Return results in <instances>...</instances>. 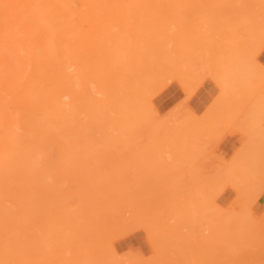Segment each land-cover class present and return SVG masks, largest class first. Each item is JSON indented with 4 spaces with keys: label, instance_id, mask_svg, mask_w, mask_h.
I'll use <instances>...</instances> for the list:
<instances>
[{
    "label": "bare ground",
    "instance_id": "6f19581e",
    "mask_svg": "<svg viewBox=\"0 0 264 264\" xmlns=\"http://www.w3.org/2000/svg\"><path fill=\"white\" fill-rule=\"evenodd\" d=\"M212 2H214V4H215V2H216V4H218V5L215 4V6H217V7H215V10L214 9L212 10V7L214 6V4H212ZM219 3L221 4V7L223 5H225V6H223L224 8L223 7L221 8L219 6ZM237 3H239L240 5H242V4L247 5L248 7L251 6L250 8H255V9L259 7V5H258L259 3L260 4L262 3L264 6V0H0V264H153V261L158 263L157 259H160V257H161V259L159 261L160 262L159 264H161V263L164 264L163 263L164 258L166 261L167 258L170 256V254H171L172 259L174 258L172 256H176L174 254L172 255V252H173V249L175 250L177 247L179 249L178 253L180 252V254H178L177 252L176 253L178 254V256H180V258H182V259H179V261H180L179 263H181L182 260L185 262L184 259L187 258V256L190 254L192 256L190 255L188 257L189 258L192 257V259H193V256L196 255L197 253L199 255L198 250L200 251L201 249H198L199 248L198 245L193 244V243H195V241H193V238L195 237V235L197 237L198 232L196 233V231H199V233L202 234L201 230L203 228H204L203 230L204 231L206 230L205 232H207V233H205V232L203 233L205 239L207 237L209 238V236H210L209 234H212L213 230L211 227L216 226L215 224H217L218 221L216 223L213 222V224H212L210 217H209L212 214V212L210 213L209 216L208 215L206 216L205 211H206V213H208V211L209 212L212 211L213 208H210V207L207 208L206 207V209H205V206H203L205 204L203 200L205 199V201H206L207 199L203 198V196H205V195H203V196H201L202 197L201 200L203 201L204 204L202 205V207H200V209L203 208L202 209L203 211L200 210L199 208H196V206H195L196 209L193 210L194 212L192 211V213H190L191 210L194 209V205L201 206L200 203H199L200 205L193 203V202H195V199L197 200V197H196L197 195L199 197L200 193H201V195L203 194V190L202 189H201L202 191L200 190L201 187L197 188V185H201V183L198 181L200 178H197V182L199 184L198 183H196L197 185L195 184L196 187L193 188V191L191 190L193 192V194H192L190 191V188L194 187L193 186L194 183H193V185H188L187 183H189V182L185 183V180L183 179V178H185V174L183 175L184 177L183 176H182V178H180L181 176L179 177L180 182H184L185 184L184 183L183 184L187 188H184L182 186L184 189L182 187L181 188L179 187L177 189L182 190L181 192H184V190L188 189L190 191L189 193H191L192 196L195 195V197L193 196V198L191 197V194L189 195V193H187V196H184L186 198H191L190 200H187L186 198H184L182 193H181L182 194L181 195L178 192L179 195H177L176 194L177 192L175 191L174 194L177 196H175L173 193H171L170 190L172 189L174 182H172V185H171L170 181H173V180L168 181V179L173 178L172 172L175 168H179L180 170L182 169V168H180L182 166H180V167H178V166L175 167V166L179 165V164L181 165V163H184L186 161V160L183 161L182 157H183V155H185L186 152H189L192 149L191 148L190 150H188L189 149L188 147H193V146L195 147L196 146L194 143L192 144V142L189 143L190 146H188L189 144L186 141L187 139L185 140L183 138H186V135H188L187 137L191 138V134H192L193 139L191 138L188 140L194 141V140H198V138H200L201 134L207 133V134H209V136H206V134H205L206 138H203L202 137L203 135H201V138H203V140H206V139L208 140L211 138L210 135H212L213 132H214V134L212 136L215 135V132L216 133L218 132V134H220V136H221V134H222L221 132L226 130V129L225 130H223V129L226 127L229 128L231 123L234 124L235 119L239 118L238 115H240V113L242 112V108L245 109L243 106L241 107V105L244 103V101L241 105L239 104V106H240L239 109L237 108L238 106H237V103H235V101L237 102V99H239L241 96H243L242 93L245 95L246 93H244V92H246V90H248L247 92H250V93H248V96L250 94V97H252L251 94L254 91H253L252 87H249L252 89L251 90V89L247 88L248 85L246 83L245 84L247 87L245 86V84L242 83V85H240L241 86L240 89H243L244 92H243V90H239V91H242V93L241 92H240V94L237 93L235 95L236 97L235 96L233 97L234 94H232V93H235L234 90L236 92H238V89H237V87L234 88V90L232 88V93H231L230 87H232L234 83H235L234 85H236V81L233 83V81L231 79L230 83L228 82L230 84V86H226V85H228V83L225 85V87L230 88L229 89V93L231 95V97H230V95L226 94L227 92H225V87H224V89H222V83H221L219 88L221 87L220 90L221 89L222 90H221L219 96L217 97V99H215L213 101V103H216V104L212 103L209 105H212V106H210V109H211V107H214V109L212 108V113H214V110L216 111V108H218L220 104H223V105H220V107L222 109L219 110V108H218V110L220 112H218L216 119H214V121L216 120L217 122L219 120H222V121H219V123H217L216 121L214 123H212L213 121L211 122V120L213 119V117H211V115H210L211 119H210V117H207V119L208 118L210 119V120L209 119L208 120L211 122V125H213L211 127V125H206V123H208L207 122L208 120L204 121L203 120L204 117L201 118V120L205 122V123L203 122V124H202L204 129H205V127L207 129L209 126L212 129V130H210V127H209L207 131L203 130V128H201V124H199V123H201V121L198 119L196 121H198V124H199L198 126H200V127L196 126V128H198L201 131H199L198 129H195V126H193V125H197V124H195V121H194L196 116L193 117L194 115L191 114V113H194L193 111L192 112L190 111V113L188 112L190 115H192V117H189L190 115L188 116V113L187 114L185 113V112H187V109H189L187 106H186L187 107L186 110L183 109V107L180 105H178V106H180V109L177 108L178 111L177 110L176 111L171 110L172 112H174L173 115L175 114V116L172 115V117L175 120L172 117H170L172 112L170 115H167L165 117L166 121H168L169 119H170L169 121L173 120V122L175 123L174 126H173L172 122L166 123L164 118H160V120L157 121L155 119V118H157V117H155V114H156L155 111H157V110H156V108L153 107L154 105L152 103H151L152 104L151 106L149 105V103H150L149 101H150L151 97L154 98V96H155L154 95L155 92H153L154 86L156 85L155 89L157 88V90L160 91L159 90L160 88H158V87H163L165 89V87H167L166 85L168 84V81H170L169 82L170 84L173 83V81L178 82L180 88H183V89H181L182 91L184 90L185 87H186V89L189 88L188 92H190V90L193 91L192 89L195 88V87L190 88L189 85H192V87H193L194 86L193 84H196L195 86H197V83L198 82L200 83L201 80H203L204 78L205 79L210 78L211 80L213 79L214 82L216 81V78H217L216 73H218V72L216 70V73H213V71L215 69L212 70L210 67V65L211 66L213 65V63H212L213 61L211 62L212 56L209 57L208 56L209 53L205 52L206 55H204L202 57L203 59L201 58L202 61L200 59L201 62L200 61L198 63L195 62V66H191V65H189V63L185 62L184 60L181 61V58H179V56L175 54L174 49H175V47H177V45L180 43V41H183V38L187 34V32L185 33V31L184 32L181 31L185 27H187L189 25V27H187V31L189 29L188 32H190L194 26L196 27L199 24L198 26L200 28L197 27L198 31L200 30L199 32H201L203 34V31H205V30L201 26L203 24H206V23H204L205 20H204V22H202V24H200L199 22H196L197 21L196 19L199 18V20H200L202 17H204V19H207L206 18L207 13L210 16L209 13H211L212 11L214 12V14H213V16L215 17L214 19H217L218 16L219 17L221 16L220 18L222 19L223 14L225 12L223 13V11H220V10L217 11V10L218 9L225 10V8H226L227 10H225V11H228V10H230L229 8H231V7L237 8L239 6H237V5L233 6L232 5V4H237ZM193 5H199L198 8L201 11L203 9H205L202 12L203 16L200 13L201 11L198 12L200 14V15H198V13L196 12L197 9L195 8V11L192 13L193 19L195 18V16H197V17L199 16V17L195 18L194 19L195 21L194 20L192 21V17L190 14L189 17H191V18L189 19V17H188L187 21H186L187 26L185 25L186 22H184V24H183V25H185L184 27L182 25H179V23L182 24L181 22H179L178 25H179V27L181 26L179 28L178 25H176L177 24L176 20H178V19L175 18V15L180 14L181 11H184L183 10L184 6H193ZM201 5L205 8H203V9L200 8ZM210 5H212V6L210 7ZM228 5L229 6L231 5V7H228ZM244 5H242L244 9L241 6L240 10L241 9L245 10V12L242 14L244 16H245V14H247V16H245V17L247 18V20L249 19L248 22L253 18V16H255V15L258 16L257 14L253 13V11H250L251 12L250 13L249 12L250 8H249V10H247L248 7L247 6L245 7ZM253 5H254V7H253ZM256 5H258V6H256ZM263 6H260L259 9H256L258 11L257 13L258 14L260 13V16H262L261 15V13L263 12L262 9L264 10ZM207 7L211 8V9L209 8V10L211 12L206 11V9H208ZM233 8H231V9H233ZM255 9H253V10H255ZM237 10H239V9L237 8L234 11L237 12ZM204 11L206 12V14L204 13ZM230 11H229V13L227 12L226 15L229 16V15H232V13H234V11H232V12H230ZM239 11H238L239 16L236 15L237 18H241L240 17L241 13H239ZM260 11H262V12H260ZM194 13H196L197 15H195ZM251 14H253V15H251ZM250 15L252 16V18ZM173 16H174V18H172ZM200 16H202V17L200 18ZM211 17H212V15L208 18H211ZM236 17L235 16L232 17V18H235L236 20L235 19L232 20L231 17L229 18L230 20H232V24L230 23L231 21H228L229 19H227L228 17H226V16L224 17L225 19H227L226 22H224L225 20H222V21L224 23H227V24L229 22L230 25L234 24L235 26H233V27L236 28L237 20L240 21ZM220 18H219V20H221ZM172 19H176L175 20L176 23ZM188 19L190 20V22L192 21L191 24H189L190 22L188 23ZM262 19L260 18V22L263 21L260 24L256 23V22H259L258 21L259 19L255 22V24H253V22H250L248 24L245 21L248 24V26L246 28L247 29L246 32L252 33L251 38L258 39L260 37H263L262 39L264 40V19L263 20ZM167 20H168V23H170L171 25L174 24L176 26H174V28H173V26L171 27V25H169L167 22L165 23V21H167ZM202 20H203V18L200 21H202ZM210 20H212V19H210ZM219 20L217 19L215 21V23L218 22L216 25L215 23H211V21H208V19H207L208 24H211L210 25L211 29H209L210 27L206 25L208 27V28L207 27L205 28L206 32L210 36L212 29H213L214 34H211L210 38H209V36L208 37L206 36L207 33H205L203 35H205L210 40H213L214 39L213 36H216L217 33H219L218 30H221L220 29V27L222 28L221 24H224L222 21L219 22ZM213 21L214 20H212V22ZM195 22L198 24H196ZM245 22H242V24ZM219 23H220V26L218 25ZM212 24H214L215 26ZM212 26H214V28L215 27L216 28L214 29V28H212ZM195 27H194V29H197ZM217 27H219V28H217ZM178 28H179V31L177 30ZM202 29H203V31H202ZM208 29L211 30L210 34H209ZM184 30H186V29H184ZM230 30H232V29H230ZM242 30H244V28L240 29L241 33H242ZM176 31L178 34L176 33ZM238 31H239V29H238ZM247 33H245V35L249 36L250 33L249 34H247ZM180 34L181 35L183 34L182 38L180 37L181 36ZM178 35H180V36H178ZM174 36L176 38L177 37H180V38L176 39ZM246 36H243L242 39L244 38L243 40H245V38H247ZM168 37H170V39ZM145 38H146V40H144ZM168 39H169V42H168ZM171 40H172L173 44L172 43L170 44V46H171V48H170L169 43ZM177 41H179V43ZM242 42H244V41H242ZM262 42H264V41H262ZM174 43H176V44H174ZM249 43H251V42L249 41ZM256 43H257V41H256ZM256 43H254V44H256ZM186 44H189V43H186V41H185V44L182 45L183 47L180 50H178L179 53L181 51H184L185 48L188 47V45H186ZM239 44L242 45L243 43L239 42ZM173 45H174V47L172 48ZM209 45H210V43H209ZM209 45H207V47ZM251 45L254 47L253 44H251ZM260 45H262V44H260ZM260 45L258 47H261ZM193 47H191V45H190V49ZM187 49H189V47ZM190 49L185 50V54H187L188 51H190ZM195 50L196 49L194 48L192 50V52H194ZM256 50L259 51V49H256ZM256 50L254 52L258 53V51H256ZM160 51H161V53H160ZM233 52H234V50H233ZM242 52H240V53H242ZM170 54H172L171 56L173 57V59H172V57H170ZM173 54H174V56H173ZM182 54L184 55V53L181 52V55ZM254 55H255V53H254ZM176 56H177V59H176ZM207 56L210 59H208ZM243 56H245V54ZM246 56H247V53H246ZM149 57H151V58L149 59ZM188 57L186 59L189 62H191V64L194 63V61L190 60ZM213 58H216V57L214 56ZM171 60H175V61L177 60L176 61L177 64L172 66L173 62H174V61H172V65H170ZM217 60H218V58H217ZM217 60H216V62L214 61L216 63V64L214 63V65H217ZM252 60H254V59L252 58ZM252 60L250 61V63L252 62L251 66L254 63V61H252ZM140 61L142 62V65H140V63H141ZM180 61H181V63H180ZM218 61H220V60H218ZM144 62H145V64H144ZM167 62H170V63H167ZM207 62H208V64H207ZM232 62H234V61H232ZM200 63H202V64L206 63L207 65L206 64L205 65L204 64L199 65ZM208 65H209V67H208ZM249 65H248V69L251 68ZM258 66H261V65L260 64L258 65V63H257V67ZM137 67L138 68L140 67V69H138ZM206 67H208V69ZM261 67H260V71H261V73L264 74V72H263L264 69ZM215 68H217V67H215ZM219 68H218V70H219ZM229 68H230V66H229ZM146 69L148 71L147 72L148 76L146 75V72H144V75H146V76H144L143 72H142L143 70L146 71ZM220 69H222V68H220ZM134 70H135V73H134L135 75H136V72L138 71L137 75H136L137 77H135L133 75V78H132L131 74L134 72ZM239 71H237L236 74L238 73V75H240L241 72L239 73ZM229 72H231V71H229ZM140 74L143 76L140 77L141 76ZM213 74H215V75H213ZM243 75L244 74L241 75L242 78H243ZM128 76H130V77H128ZM241 76H240V78H238V80H240L239 82H241V80H242ZM249 76H250V74H249ZM145 77H146V79H145ZM235 77H236V75H235ZM253 77H255V76H253ZM127 78L130 81H132V79L136 78L134 81L138 80V81H136L137 83L142 80L141 81L142 84L136 83V85H135L134 84L135 82H133V81H132V84H130L131 82H129L127 80ZM163 78H165V79H163ZM217 79H218L217 82H219V80H220L219 76ZM147 80H148L149 85H147V83H146ZM163 80H167V82L165 81V83H167V84H164ZM186 81H188V82L186 83ZM126 82H129V83L127 84ZM217 82H215V83L217 84ZM220 82H221V80H220ZM231 82H232V85H231ZM151 83L153 84L152 86H151ZM219 83L217 85H219ZM130 85H133V86H130ZM198 85L200 86V84H198ZM243 85L246 87V90L244 89L245 87H243ZM124 86L126 87L127 90L123 89V88H125ZM136 86H138L139 88ZM201 86H202V83H201ZM253 86L255 87L256 85L254 84ZM134 87H136V88H134ZM144 87H145V89H143ZM150 87H152V88H150ZM257 87L260 89L261 86H257ZM128 88H130V90ZM135 89H136V91H134ZM263 89H261V90H263ZM249 90H251V91H249ZM146 91H150V92H146ZM158 91H156V94ZM195 91H196V89H195ZM223 91L225 93H222ZM141 92L143 94V97H141L142 96ZM184 92L187 93L186 90ZM138 93H140V94H138ZM260 93L261 92H259V94L257 95L255 100H257L258 96L259 97L261 96ZM135 94H138V95H135ZM193 94H191V95L193 96ZM221 94L225 98L222 97L223 98L222 99L220 97ZM129 95H130V97H129ZM151 95H154V96H151ZM254 95H256V90L253 93V97H255ZM138 96H140L141 98ZM186 96H188V95H186ZM226 96H228L229 98L233 97V99H232L233 101L228 102ZM263 96H264V94H263ZM245 97H247V95ZM136 98H138L139 100L141 99L140 100L141 102H139V100L136 101ZM234 98L236 99L235 101H234ZM242 98L243 97H241V99ZM144 99H146V100H144ZM225 99L227 100L226 104H224V101H226ZM260 99H261V97L258 98L257 103L255 102V100H253L254 105H252L253 104L252 103L249 106V109L250 108L252 109L251 106L254 107L256 105L255 111H253V109H252L253 112L251 111L252 114L250 113V111L248 112V113H250V115H252V117L254 115L253 114L254 112H256L258 115H260L264 111V108H263V111L261 113H258L259 110L262 109V106L264 105V98H262L263 100L261 99V101H263V103H262L263 105L262 104L258 105V103L261 102V101H259ZM133 101H135L136 103ZM220 101H221V103H219ZM248 101L250 102L251 99ZM217 102H218V105H217ZM230 102H232V103L234 102V103L232 104ZM185 103H184V105H185ZM229 103H230V105L232 104V106L234 105L233 106L234 108L231 107L229 105ZM135 104H137L138 108H137V106H134ZM140 104H141V106H139ZM244 105H246V104H244ZM247 105H248V103H247ZM90 106L92 109L90 108ZM260 106H261V108H259ZM149 107H152L154 110L153 112H155V113L151 114L152 111L149 109ZM223 108H225V109L223 110ZM230 108H233V109H230ZM210 109H209V111L211 113ZM227 109H229L230 112L233 111L234 109L235 110L233 112H231V114L228 113L229 114V115L227 114L228 117L225 115H224L225 117H223V115H222L223 112L221 113V111H224L223 114H225ZM257 109H258V111H257ZM229 110H228V112H229ZM142 111L145 113H142ZM148 111L149 112L151 111V112L148 114ZM236 111H238V114ZM139 113H141L140 116H138ZM205 113H206L205 116L206 115L208 116V114H210V113H208V110ZM216 113H214L212 115L216 116ZM233 113H234V115H233ZM256 113L254 116L256 118L253 117V119L255 121H256L257 116H258V115H256ZM181 115H183V116H181ZM219 115H221L220 119L218 118ZM230 115H232V116H230ZM235 115H237V116H235ZM261 115H260V118L258 116L259 121L264 120V115H263V118L261 117ZM149 116H151V117L149 118ZM153 116L155 117L154 119L156 121L154 122V124H156V125H154L152 123L154 120ZM156 116H160V115L156 114ZM132 117L135 119V121H133ZM137 117L141 118V119H139V121L144 126H141L142 124H138L139 121H138ZM162 117H164V116H162ZM180 117L181 118L185 117L186 119L185 118H184L185 120L178 119ZM229 117H232L233 119H231ZM252 117L250 119L247 118L250 120L249 127H251V128H252V126H250V125L254 122V120H252V123H251ZM130 118L132 121L130 120ZM176 118L179 121L178 127L180 129L177 128L178 124H177ZM192 118L194 120H192ZM144 119H146V121L147 120L149 121V119H151L152 122H149V123L147 122V123L151 124L153 128L155 126V127H159L160 129L162 128V130L167 128V127L169 128L170 126H166L169 123H170L169 125L172 124L170 127L171 128L170 131L172 132L173 128H174V130H176L175 128H177L178 130L175 131V134H173L175 137L172 136L171 133L168 136L174 137L175 139L179 138L178 137L179 135L176 136V134H178V133L181 134V132L183 131L182 126L185 125L184 127H186L187 125L190 124L189 121H187L189 124H186L187 119L190 120L191 122L194 121V122H192V124L194 123L192 125L194 127V131H193L192 127L188 130L189 126H187V133L186 134L184 133V132H186V130H185L186 128H184L183 134L181 136V138L183 137L182 141H180V138L176 139V140H179L180 143H183V144H185V142H183L185 140L187 142L186 143L187 145H184V149H185V147L188 148L187 150L185 149L186 151H184L182 148H180L179 151L174 150V151H176V153H180V150L182 149L183 150L182 153H184V154H182V153L179 154V156L180 157L182 156V157L180 158L179 161L177 160L178 163H176V165L174 163V167H173L171 164H173L172 162L174 161V159L172 160V162H170L171 160L169 161L167 158L165 159L166 161L170 162L169 163V162L165 161L167 164L169 163V165L174 168L173 170H172V167H170L169 165L168 166L170 168L168 166L164 165L165 162L162 163V165H161V161H160L161 158L158 159L159 156L157 157V155L161 154V151H157L156 148H158V150L161 149L164 152V150L167 149L165 147L168 146L167 144H165V142L167 141L166 143L169 144L171 141L174 143L176 140L174 139L175 141H173L172 140L173 138L169 139V137L167 136L168 138H165L162 140L163 141L162 146H160V144H161L160 143L157 145L158 147H156V144L154 143L155 139H152V138L150 140H152L153 142L150 141L149 139H146V138L142 142L141 139H139L138 134H141V132H143V130H145L144 128H146L148 130L151 129L150 128L151 125H148ZM240 119H242V118H239V123H237V124L238 125L241 124L242 132L246 131V133H248L247 129L249 131V127L247 128V126H246L245 127L246 129H243V124H242L243 123L242 120H247L246 116L244 119H242V120H240ZM163 120H164V122H163ZM130 121L133 125L130 123ZM160 121H162L163 123ZM184 121L186 123H184ZM144 122L146 123V126H145ZM159 122L161 123L162 126L160 125ZM181 122H183V123H181ZM223 122L225 123L224 125H223ZM261 122L263 123L264 121H261ZM165 123H166V125H165ZM248 123H249V121H248ZM256 123H257V121L255 122V124ZM180 124H181V127H180ZM204 124H205V126H204ZM217 124H219V125H217ZM237 124H234V125H237ZM258 124H259V122H258ZM147 125H148V127L149 126L150 127L148 128ZM234 125H233V128L235 127ZM253 125H254V123H253ZM163 126H165V127L163 128ZM132 127H133V129H132ZM231 127H232V125H231ZM137 128H138V130L140 128H142L143 130L140 129L141 131L139 132L137 130ZM237 128L239 129L240 126H238ZM237 128H235V129L237 130ZM251 128H250V130H251ZM118 129L123 130L122 132H124V133H122L121 130L118 131ZM154 129L156 130V128H154ZM169 129H167V130L169 131ZM191 129H192V131H191ZM214 129H216V130H214ZM114 130H115L114 134L117 133L119 136L121 133L122 136H120V137L114 136L113 135ZM148 130H147V132H148ZM197 130L199 131V134H198ZM202 130L206 131V132H203ZM241 130H238V131L241 132ZM160 131L159 132L157 131L155 133L156 136H158V137L160 136L159 135ZM165 131H166V129H165ZM168 131L164 132V130H163V132H164L163 135L166 136L165 133H169ZM188 131L190 132V134L188 133ZM208 132H211V133H208ZM109 133H111V134H109ZM162 133H161V135H162ZM172 133H174V132H172ZM193 133H195L196 135ZM155 134H153V135H155ZM218 134H216V135L219 138L220 136ZM244 134H245V132H244ZM197 135H199V137ZM246 135H248V134H246ZM158 137H156V138H158ZM194 137H196V139H194ZM208 137H210V138H208ZM159 138H161V137H159ZM246 139H248V138H246ZM146 140H148V141H146ZM164 140H166V141L164 142ZM201 140H200V143H201L200 146L201 147H199V144H200L199 143L198 146L195 147L197 149L193 148L195 152H196V150L200 149V152L198 151L199 153L198 152H196L197 154L195 153V156L197 155L196 158L198 157V154L201 155L200 153L203 152V151H201V149H203L204 147H205L204 149H207L209 146L206 148V145H210V144H206V141H201ZM211 140L212 139H210V141ZM139 141H140V143H139ZM158 141L155 140L156 143ZM214 141L218 142L219 140L218 139L214 140V138H213V140L211 141V145H212V142L214 144ZM120 142H124L125 145L127 144L128 148H127V146L121 145L122 147H124V149H126L125 151H127V149H130V147L133 148L132 152H131V149L129 150L131 152V154H129V156L131 155V157H129V159L124 158V157L127 158V156H128L127 152H129V151H127V152L121 151L124 149L120 145L119 146L122 149L120 147L119 148L117 147L118 143H120ZM141 142H142V144L144 143L145 145H147L146 142H149V144H148L149 146L148 145L147 146L150 147L151 150L153 147L155 148V150L153 149V151H150V152L155 153V155L153 154L154 156L151 158L147 155L148 160L143 157V155H146L144 151L148 152V150H147L148 148L145 150H142L144 153L143 154L141 149H144V148H140L143 146H139V144H141ZM151 142L154 143L155 145L150 144ZM160 142H161V139H160ZM194 142H197V141H194ZM202 142H204L206 144V145H204V147L202 146ZM209 142H207V143H209ZM246 142H247L246 146L247 145L249 146L251 144L250 140H248V141L246 140ZM248 142H250V144H248ZM261 142H263V141L261 140ZM261 142L259 144H261ZM129 143H131L132 145ZM176 143H179V142L176 141L174 145H178V146L181 145L180 143L179 144H176ZM171 144L172 143H170L169 147L171 146ZM191 145H193V146H191ZM151 146H153V147H151ZM257 146H259V148H260L261 145H257ZM257 146H256V148H257ZM171 147H173V146H171ZM181 147H183V145ZM145 148H146V146H145ZM211 148H212V146H211ZM244 148H246L245 150H243L244 152L246 150L248 152L250 151V148H249V150H248V147H243V149ZM251 149H252V147H251ZM168 150H169V148H168ZM168 150H167V152L165 150V152L168 153L169 155L171 153L173 154L174 151L172 149H170L171 153ZM212 150L213 149H211V151ZM191 151L193 152V150H191ZM209 151L207 150V152H209ZM243 151L241 149L240 153H242ZM119 152H121L123 154H121ZM158 152H159V154H158ZM165 152L163 154H166ZM252 152H256V151H252ZM259 152H261V151L259 150ZM124 153L127 154V156H123V155H125ZM204 153H206V150H205V152H203V155H204ZM237 153L238 152H236V154ZM120 154L122 155V158H124L125 160H128V161L125 162V160L120 157L121 156ZM192 154H188V155L186 154L187 156H189V158L183 157L184 159H188V161H190L191 166L194 165L195 161H196L195 160L196 158H194L195 156L194 157L190 156ZM208 154H205L204 157H207L206 155H208ZM242 154H240V155L242 156ZM251 154L255 155V153H251ZM171 155H170V157H172ZM174 155H173V157H174ZM240 155H238V156L240 159H242V157H240ZM212 156L213 155H211V157ZM234 156H236V155H234ZM234 156H233V158H234ZM247 156L249 157V153L244 155L245 161H247L246 163L248 164V162L250 163V161H248L249 158ZM201 157H203V156H200L197 159V162L200 165H202L200 162H202L204 160V157H203V160H200ZM254 157H256V156H254ZM142 158L146 159L149 163L151 162L152 165L149 164L147 161H144V159H143V161L147 163V164L145 163L147 165L146 166L141 161ZM164 158L165 157H162V159H164ZM190 158H194V159L190 160ZM236 158L238 159V157H235L234 159H236ZM170 159H172V158H170ZM122 160H124V161H122ZM156 160L158 162H155ZM181 160H182V162H181ZM192 160H195V161L191 162ZM199 160H200V162H199ZM217 160H219V159H217ZM220 160L222 161V159H220ZM252 160L254 162V159L251 157V162H252ZM262 160H260V161L263 162ZM240 161L241 160H239V162ZM245 161L242 160V162H245ZM123 162H125V163H123ZM139 162L142 165H145V168L146 167L147 168L144 169L143 166ZM222 162H224V161H222ZM222 162H220V163H222ZM153 163H155L154 166H153ZM198 163H196V165H199ZM233 163H235V161ZM256 163L257 162H254V166L258 164V163L257 164ZM184 164H182V165L184 167H186L187 162ZM251 164H249V166ZM148 165L153 166L154 168L148 167ZM239 165H234L235 168H234V166L232 168L229 167L231 170L230 173L233 172L232 169L233 170L237 169L236 166L241 167ZM252 165H251V168H252ZM120 166L121 167L124 166V167L121 168ZM165 166H166V169H165ZM191 166H188V167H191ZM207 167H210V166H207ZM141 168H143L145 170V172L143 171V173H142ZM150 168H152V169H150ZM163 168H164V171H166L167 168H169L171 170V173L169 171L164 172ZM192 168H193V170H190V172L191 171L193 172L195 169L197 170L196 171L197 173L202 172V171H199L200 168H195L194 166H192ZM229 168L227 166L226 169L229 170ZM246 168L248 169L247 171H250V167H245L243 169V166H242L243 170H245ZM207 169L209 170L212 168H207ZM239 169H241V168H239ZM260 169H261V167H260ZM158 170H159V172H158ZM225 170L220 169L219 172L215 171L216 174H214L215 172H212L211 174H214L213 176L217 175L216 176L217 180H219V179L222 180L223 175H226L229 177V175H227L228 173L225 174V172H226ZM228 170H227V172H228ZM255 170L256 169L254 168V171ZM162 171L164 172L163 174H162ZM174 171H177V170H174ZM221 171H223V172L225 171L224 174ZM234 171H237V170H234ZM251 171H253V170H251ZM254 171L252 172V174L254 173ZM160 172H161V174H160ZM190 172L188 174H190ZM196 172L194 171L193 175ZM237 172H239V171H237ZM219 173H222L221 178H218V177H220V176H218ZM259 173H260V171H259ZM174 174H176V173H174ZM211 174H209L210 178L212 177V179H213V176ZM234 174H237V173L235 172ZM247 174L248 173L245 172V176ZM163 176H164V178H163ZM170 176H172V177L169 178ZM191 176H192V174H191ZM247 176H249L250 179L252 177L251 174L247 175ZM160 177L163 178L164 180L161 179ZM166 177L168 178L166 180L169 183L165 181ZM195 177L193 176V179ZM203 177H205V175ZM228 177H225V178H227L226 180H229ZM156 178H157L158 184H157ZM205 178L204 179L201 178L203 181L205 180L204 181L205 183H203V181L200 180L202 182V186L204 184H206V186L208 185L207 180L209 181V183L211 182L210 185H212V183H214L215 185L217 183H219V181H215L216 180L215 178L213 179L214 181L213 180L211 181L210 178L209 179L207 177H205ZM159 179L164 181L163 182L164 185L161 184L162 182H159V181H161ZM231 179L233 180V178H231ZM235 179H237V181ZM235 179H234L235 182L233 181L234 184L239 182L241 184V186L238 184V186H239L238 189L240 187L242 188L243 182L241 183V181H240L242 178L238 179V176H237ZM143 180L145 182H147L148 180L149 181L151 180V186L153 185L151 190H149V188H150L149 182L145 183ZM176 180H178V179H176V176H175L174 181H176ZM194 180L196 181V179H194ZM248 180H249V178H248ZM253 180H254V178L252 177L251 181H253ZM255 180H257V178ZM255 180L252 182V184H254V185L253 186L251 185L252 188L250 190L253 193L256 192V189H257V191L263 192L264 189L258 190V189L262 188V185L257 183V182H259L258 180H257V182ZM141 181L144 182L145 184L144 185L141 184L142 183ZM230 181L231 180H229V182ZM153 182H154V184H153ZM250 182H249V184H251ZM260 182L263 183L262 180ZM139 183L144 187L143 189L141 188L142 186ZM223 183H224L223 185L225 186L226 183L225 182H223ZM255 183H257L256 188L254 187ZM160 184L162 186H159ZM167 184H168V186L169 185L171 186V189H169V187H167ZM220 184H222V182ZM220 184H217V185H219V188L214 186V188H216V191L218 190L217 192H220V190H221L220 187L223 186ZM245 185H247V184H245ZM163 186H164V188H163ZM174 186L178 187L177 183ZM188 186H189V188H188ZM206 186L204 187V189H206ZM224 186L222 188H224ZM243 186H244V184H243ZM166 187H167V189H166ZM248 187L246 186L247 189H248ZM144 189L147 191L146 195H145L146 191ZM161 189H163L164 191L169 190L170 195L167 194V191L164 193L161 192ZM173 189H174V187H173ZM194 189H196V190L194 191ZM197 189H199V192ZM247 189H245V190H247ZM253 189H255V192ZM206 190H208V189H206ZM210 190L211 189L208 190L209 192L204 191L205 193H208V195L205 197H210L211 194L214 195L216 193V192L213 193L215 191V189H213V192H212V190L211 191ZM241 190H239V191H241ZM150 191H151V193L149 194ZM173 191L174 190H172V192ZM140 192H142V194ZM196 193H198V194H196ZM241 193H244V195H246L245 193H247V192L242 191ZM258 193L260 194V192H258ZM152 194H153L152 197H154V195H155L154 199H150L151 197L148 196V195H152ZM166 194L168 197L166 196ZM218 194H220V193H218ZM141 195L145 196V197L143 198ZM172 195H173V197H172ZM184 195H185V193H184ZM163 196L165 197V199ZM238 196H240V195H238ZM161 197H163V198H161ZM217 197H219V196H217ZM258 197H259V195H258ZM258 197H257V199H258ZM140 198H143V199L141 200ZM167 198L169 200H167ZM174 198H176V199H174ZM200 198L197 201H200ZM149 199H150L151 203H152L151 200H155L154 201L155 203L150 205V206H152L155 204L153 209L151 208L153 210V212L154 211L156 212L157 207L159 208L160 206L162 208H159L158 211H160L161 209H163L162 211H166L167 208L171 209V206L169 205L170 199H172L173 201L179 200V202L176 201L178 203H180V201L183 202L186 200L187 202L185 201V205H184V203H183V205H182V203H180V205H182L183 207L185 206L184 208L180 205H179L180 207H178V205L175 202V204L177 205V208L175 207L171 211L176 210L177 213H175V212L171 213V211L169 210L171 214L169 213V211H168V214L171 215L172 221L176 220L175 222L179 221L178 223H180L181 220H184V217L182 214H185V213H181V212H184L185 210H188V211L190 210L189 215L191 217L192 216L194 217V215H192V214H196L195 213V211H196L197 214L195 215V218H193V219H191V217H189L188 215L185 216L186 217L185 219L188 218V220H189V221L184 220L185 223L186 222H190V223L184 224V227H183L185 229V227L188 226L189 224H190V226H192L193 224H191V223H194L196 221V223H194V225L192 226V227H195L194 230L196 229V231L192 230L191 229L192 227L190 228L191 230L188 227V229H185L186 231L184 229H183L184 230L183 231V230H181V228H182L181 224H179L180 226L177 224L178 225L177 226L176 223H175V225H174V223H172V224H173V226H177V227H175V228L172 227L171 226V220L169 219L170 215H168V214H165V216L168 215L167 218L169 219V221H167L168 219L166 220V217H161L160 219L158 217L156 218V216H155L156 219L152 217L154 219V223H155V221L158 222L159 226H160V223L162 222L161 223L162 227L161 226L159 227L158 223H155V224L152 223L151 222L152 220L149 218L153 215V212L152 213L147 212L150 208V206L148 205L150 203L147 204V201L149 202ZM157 199H158L159 203L157 202ZM159 199H162V200L160 201ZM192 199H193V201H191ZM246 199H247V197H246ZM144 200L146 201L145 205L147 204L149 207L144 206L142 204V203H144ZM250 200H252V197L248 201H250ZM190 201H191V204H190ZM210 201H211V199H210ZM253 201H254V199H253ZM255 201H256V199H255ZM163 202H164V205H163ZM246 203H247V201H246ZM139 204L146 208L147 216L152 214L150 217L148 216L149 217L148 219L150 222L146 221L148 219L145 220L146 214L145 213L142 214V212H144L145 209L143 210V207L139 206ZM175 204L173 203V205H175ZM186 204H187V206H186ZM165 205L166 206L168 205L169 207L168 206L165 207ZM171 205H172V203H171ZM212 206L216 207L214 202H213ZM246 206H245V208H246ZM191 207H192V209H191ZM243 207H242V209H243ZM140 208L143 210L142 212H141ZM154 208H156V209L154 210ZM177 209L179 211H177ZM182 210H184V211H182ZM214 210H216V209L214 208ZM231 210H233V209L230 208V211ZM243 210H245V209H243ZM246 210L248 211L249 209H246ZM246 210H245V212L247 213ZM151 211H149V212H151ZM219 211H216V213ZM228 211L229 210L223 211V213H225V212L228 213ZM139 212L141 213L140 215H139ZM160 212H158V213L156 212L155 214H161L162 212L161 213ZM187 212H186V214H187ZM198 212H200V214L202 213L201 216H203L202 218L199 217L200 219H198V215H199ZM231 212H234V210ZM241 212L239 211V214ZM248 212H250V211H248ZM246 213H245V215H247ZM231 214H232V216H230V214H229V217L227 216L228 218L226 217L227 219H224V221L222 219L224 214L223 215L219 214V216L220 215L222 216L220 218V219H222V220H220V222L221 221L225 222L227 220H231L233 218V216L235 217L236 215H238L235 213H234V215H233V213H231ZM163 215L164 214L162 213L160 216H163ZM181 215H182L181 219L177 218V216L180 217ZM139 216L144 217V219L142 217H141L142 219L139 218ZM204 216H206V217H204ZM241 216H242V214H241ZM211 217H212V215H211ZM217 217H218V215H217ZM245 217H249V216L247 215ZM163 218L167 222L164 221ZM177 219H178V221H177ZM197 219L199 221H197ZM203 219H205V220L201 221ZM245 219L246 218L241 219V222L243 223L242 220H245ZM252 219H254V218H252ZM45 220L48 222L47 224L45 223ZM217 220H219V219H217ZM163 221L166 224L169 222L168 225L170 224L169 225L170 228H168V231L170 230V232L172 234L170 232H164L165 229H167V225ZM205 221L207 223H205ZM208 221H210L211 227L205 226V225H209ZM213 221H216V220L213 219ZM231 221H228L227 223H230ZM250 221H252V220H250ZM200 222L203 223L202 226L200 225V227H203V228L199 229V224H202ZM241 222H239V223H241ZM246 222H248V221H246ZM253 222L251 224H253ZM227 223L224 224L223 226L227 225ZM233 223H234V220H233ZM254 223H256V222H254ZM44 224L46 226H43ZM148 224H150V226L151 225L154 226L155 228H156V226H158L159 230L157 228H156L157 229L156 230L154 227L152 229V227H150ZM257 224H260V223L258 222V223L253 224V225H257ZM163 225H164V227H163ZM195 225H198V226H195ZM253 225H250V226L246 225L247 229H246V226H244V227L242 226V227L244 229L248 230L249 231L248 234L251 235L252 233H250V229H252V227L255 228V226H253ZM129 226H131V228L133 230L141 229L142 231H144V233L146 234V236L148 238L149 243L154 247V250L156 248H157V250L161 249V251L158 252L159 254L157 256L155 255L157 257L156 260H154L152 256L149 257L151 259L148 258L149 260L145 259L143 257V254L139 250H136V251L132 250L131 252L127 251L126 254L118 255L117 252L115 251L114 247L112 246V242H111V245L109 244L110 246L105 245V247L106 248L110 247L109 249H111L113 257H115V258L113 260H109L110 259L109 257H108L109 258L108 260L105 259L106 257L103 258L104 255L102 256L101 254L105 253L104 249H106V248L104 247V249H103L104 252L101 251L102 253H100L99 251L102 250L103 246L100 249L98 247V243L96 244L97 240L99 242L102 241V240H99L101 238V235L103 234L105 236L104 233L106 232V233H108L106 235L107 236L109 235V237H110V235L112 234V231H114L115 235L118 234L117 236H119V235L124 236V235H127L126 231L128 230ZM219 226H221L220 223H219ZM223 226H221V227H223ZM44 227H47V228H44ZM178 227H180V230L183 231V232H181L182 234L178 233V232H180V230H176V229H178ZM205 227H207V228H205ZM208 227H210L209 230H208ZM229 227L226 228V226H225L224 228H226V230H227V229H229ZM249 227H250V229H248ZM257 227H260V226L258 225ZM171 228H172V230H171ZM173 228H174L175 233H173L174 232ZM260 228H259V231L261 233V230L263 228H261V230H260ZM45 229H47V230H45ZM132 229L129 228L128 233L130 232V230L132 231ZM220 229H218V230H220ZM253 229L251 231H253ZM123 230H125L126 234L123 233L124 232ZM154 230L157 232L156 234H158L160 231V233L157 236H160V238L162 237L160 239L161 241L159 240L160 244H161V245L160 244L159 245L162 248H160V246L158 245L157 239L159 237L155 236V232L153 233ZM188 230H190V232H187ZM240 230H241V228H240ZM121 231H122V233L119 234L118 232H121ZM193 231L195 233L192 234ZM245 231H242V232L244 233ZM109 232H111V234H109ZM176 232L180 235H178ZM215 232H216V230H215ZM217 232H219V231H217ZM257 232L255 234H253V236H255V235L257 236L260 234L259 232H258L259 234H257ZM165 233L167 234L168 239H170L169 241H168V239L164 238V236L166 237ZM187 233H188V236L186 235ZM223 233L224 232H222L220 234H223ZM225 233L228 234L227 236H231V235H229V233H227V232H225ZM246 233H247V231H246ZM163 234H165V235H163ZM170 234L173 237H171ZM175 234H177V236H175ZM183 234H184V237H179V236H183ZM201 234H198L199 237L202 236ZM205 234L207 236H205ZM115 235L112 236L113 238H111V239L109 237L108 238L111 241L115 240L117 238V236H115ZM189 235H191V237H189ZM122 236H119L118 238H120ZM213 236H212V238L216 237V235L214 237ZM224 236H226V235H224ZM241 236H242V238L244 237L243 234ZM256 236L253 237V239L256 238ZM259 236L261 237L262 235H259ZM98 237H99V239H98ZM173 238H174V240L177 239L176 241H178V242L181 238H182V241L180 240L181 242H183V239H184V243H187L188 245L187 244L184 245V243H182L181 245H184L187 247L183 248V246L182 247L180 246V248H179V245L176 244L175 241H173ZM190 238H191V240H190ZM202 238L203 237H201L200 239H202ZM245 238L248 239L247 236L244 237V239ZM103 239H104V237H103ZM105 239L103 241L106 242L107 239L106 240ZM196 239H197V241H200V240H198L199 238H196ZM236 239H237V235H236ZM236 239H235V241H236ZM244 239H242L243 242H244ZM221 240H222V238H221ZM225 240H227V238ZM229 240H228V242H229ZM242 240L237 239V241L241 242V244H240L241 247H242ZM257 241H258V239H257ZM162 242H165V244ZM190 242H192L193 249L195 248L194 250H189V248L192 247ZM204 242H206V240L203 241V243ZM228 242L226 244H228ZM171 243H173V244L171 245ZM203 243H202V245H203ZM212 243L213 242H211L210 244H212ZM220 243H221V241H220ZM229 243H230V244H228L229 246L233 245L231 242H229ZM252 243L254 244L256 242H252ZM258 243H260V242H258ZM100 244L102 245V243H99V245ZM105 244H107V243H105ZM223 244L225 245V242H223ZM223 244L221 246H224ZM162 245L164 246V248ZM205 245L206 244H204V246ZM258 245L257 244L254 245L253 249L254 248L256 249V247ZM175 246H177V247H175ZM194 246H196L197 248ZM245 246L243 245V247L242 248L240 247V249L242 250V249H246V247H248V246H246V247ZM200 247H201V245H200ZM225 247L228 248L227 245ZM233 247H235V245L232 247L230 246V248H232V249L229 248L228 249L229 251L227 250L226 252H231L232 250H234L235 248H233ZM258 247H261V245H259ZM165 248H166V250H165ZM201 248L203 251H205L203 249V247H201ZM183 249H185L186 251L188 250L187 256H185V254H186L185 250L182 251V253H181L180 250H183ZM219 249H220V246H219ZM237 249H239V247ZM237 249H235V250H237ZM248 249H250V245H249ZM253 249H251V250H253ZM257 249L259 251L258 250H256V252L253 251L255 253V255L253 257H252V254H254V253H252L250 251L252 253L251 254L249 252L248 256H251L250 258H253V259H251L252 261L257 259V258L260 259L261 257L264 256L263 255L264 253L262 254V252H261L264 250V247L263 248L261 247V249H263V250H260V248H257ZM167 250L169 252V256H167L168 252H167V255L164 256L163 254H165V252ZM195 250L197 251V253H195L196 252ZM202 250H201V252H202ZM212 250L215 251L216 248H215V250L214 249H212ZM191 251H193L194 254L191 253ZM161 252H162V254H161ZM201 252H200V254H201ZM207 252H208V250H207ZM233 252L236 253V251H233ZM258 252H259V254H258ZM210 253H208V254H210ZM181 254H183L185 256V258L181 257L182 256ZM260 254L263 256H261ZM202 255H201L202 259L199 258L197 255L196 256H197V258L204 260ZM204 255H206V254H204ZM219 255L220 254H218V256ZM230 255H232V254H230ZM237 255H239V254H237ZM178 256H176L177 259L179 258ZM245 256H244V258L248 257L247 254H245ZM113 257H111V258H113ZM239 257L241 258V256H239ZM194 258H196V257L194 256ZM209 258L212 259V255H210ZM237 258H238V256H237ZM250 258L249 257L247 258V260H246L247 263L249 262L248 260H250ZM168 259H170V258H168ZM172 259L167 261V263H169ZM242 259H243V257H242ZM242 259H240V260H242ZM187 260H186L185 264L188 263ZM198 260H196V261H198ZM220 260L222 261V264H225L223 262H226V261H224L222 259H220ZM225 260H226V258H225ZM257 260H255V261H257ZM261 260L263 261L264 259L261 258ZM175 261L177 262L178 260H175ZM175 261H173V262H175ZM188 261L191 264L190 259ZM205 261L206 260H204L203 262H205ZM209 261H210V259H208V262ZM215 261L217 262L218 259ZM215 261H213V260L210 261L211 262L210 264H212V262H215ZM237 261L239 262V260H237ZM255 261L252 264H255ZM262 261H260V263L264 264V262L262 263ZM173 262L170 264L176 263V262L175 263H173ZM243 262H244V260H243ZM243 262H241V263H243ZM193 263L194 262H192V264ZM199 263H200V260H199ZM199 263L195 262L194 264H199ZM230 263H231V261H230ZM241 263L239 262V264H241ZM249 263H251V262H249ZM200 264H204V263L201 262ZM228 264H229V262H228ZM236 264H238V263H236Z\"/></svg>",
    "mask_w": 264,
    "mask_h": 264
},
{
    "label": "rangeland",
    "instance_id": "374dc122",
    "mask_svg": "<svg viewBox=\"0 0 264 264\" xmlns=\"http://www.w3.org/2000/svg\"><path fill=\"white\" fill-rule=\"evenodd\" d=\"M212 4H214V2H212ZM215 4H216V2H215ZM215 4H214V6H213L214 8L212 7V10H213V9L215 10V7H217V6H215ZM216 5H218V4H216ZM232 5H233V6H234V5L239 6V7H237V8L240 10V7H241L242 5H244V4L240 5L239 3H237V4H232ZM258 5H259V7H260V6H263L262 3H261V4L259 3ZM258 5H256V6H258ZM201 6H202V5H201ZM201 6H200V8H202V9L205 8V7H203V6L201 7ZM206 6H207V5H206ZM211 6H212V5H210V7H211ZM219 6L221 7V4H220V3H219ZM223 6H225V5H223ZM223 6H222V7H223ZM244 6L246 7L247 5H244ZM198 7H199V5L184 6V8H183L184 11H181L180 14H176V15H175V18L178 19V20H176V19H172V20H174V21L176 20V21H177V24H176V25H178V23L181 22L182 24L179 23V25H182V26L184 27V26L187 24L186 21H187V18L190 16V14H191V17H192V21H193L195 18H198V17H199V16H198V17L195 16V18L193 19V16H192V15H193L192 13L195 11V8L197 9V11H196L197 13H198L199 11H201V10H199ZM210 7H207L208 9H206V11H210V10H209ZM222 7H221V8H222ZM228 7H231V5H230V6L228 5ZM247 7H248V6H247ZM250 7H251V6H250ZM250 7H248L247 10H249ZM253 7H254V5H253ZM259 7L256 8V9H259ZM218 8H219V7H218ZM223 8H224V7H223ZM231 8H233V7H231ZM231 8H229L231 11H230V10L225 11V10H227L226 8H225V10H221V9H218V10H217V11H219V10H220V11H223V13L225 12V13L223 14L222 19L220 18L221 16H220V17L218 16L219 14L217 15L221 20H219V18L216 16L217 19L219 20V22H221L222 20H225L224 22H226V20L229 19L230 17H231V18L234 17V16L236 17V15H238V11H239V10H237V12H236V11H234L235 9H237L236 7L233 8V9H231ZM242 8H243V6H242ZM263 8H264V6H263ZM210 9H211V8H210ZM216 9H217V8H216ZM243 9H244V8H243ZM243 9H241V10L239 11V13H241V15H240L241 18H237V17H236L237 19L240 20V21L237 20V26H236V28L233 27V26H235L234 24H233V25H230L229 22H228V24H227V23H224V22L222 21L224 24H221V25H222V28L220 27L221 30H218L219 33L216 32L217 35L215 34L216 36H213V37H214L213 40H210V39H209L210 36H211V34H214V33H213V29H212V32H211V30H209V29H211V27H210L211 24H208V21H211V23H215V21H216L217 19H214L215 17L213 16V14H214L213 11H212V12L210 11L211 13H209L210 16L212 15L213 18H212V17H211V18H208V17H210V16H209L208 13H207V17H206V16H205V17L208 19V21H207V19H204V17H202V16H203V15H202V12H203V10H205V9H203V10L200 12L201 15H202V16H200V18L202 17L203 20L200 21L202 18H201L200 20H199V18H198V19H196V20H197L196 22H199L200 24H202V22H204V20H205L204 23H206V24H203L202 26H201V25H200V26H201L202 28H204V30H205V31H203V29H202L203 34L207 33L205 28H206L207 26L210 27V28L208 29V30H209V34H210V32H211L210 36L208 35V33L206 34V36H207V37L209 36V38H207L205 35H203L201 32H199L200 30L198 31V28H200V27L198 26V25H199L198 23L195 22V23L198 24V25H197L196 27L194 26L195 28H197V27H198V28H197V29H194V27H193V29H191L190 32H188L189 29H188V31H187V27H189V25H188V26L186 25L187 27L184 28V29H186V30H184V29L182 28L183 30H181V31H182V32L185 31V33L187 32V34H186L185 37L183 38V41H180V43H179V41H177L179 44L176 42L178 45H177V47H175L174 50H175V54L178 55L179 58H181V61L184 60L185 62L189 63V65H191V66H195V62L198 63V62L200 61V59H201L204 55H206L205 52L209 53L208 56H209V57L212 56V58H211V59H212L211 62L213 61V62H212L213 65H212V66L210 65V67H211L212 70L215 69V70H214L215 72L213 71V73H216V70H217L218 73H216V77L218 78V76H219V79L221 80V82H220V80H219V82H220V83H219V82H217L218 79L216 78V81H215V82H217V84L219 83L218 87H219V86L221 85V83H222V89H224L225 85H226L228 82L230 83V80H231V79H232L233 83L236 81V85H234V84H235V83H234V84H233L234 87H233V86L230 87V88H231V93H232V88H233V90H234V88H236V87H237V89H238V92H236V91L234 90L235 93H232V94H234L233 97H234L237 93H239V94H240V92L242 93V91H239V90H243V89H240V87H241L240 85H242V83H243V84L246 83V84L248 85V87H247L246 84H245V86H246L247 88L252 87V89H253L254 92H255V90H256V95H254L255 97H253V93H254V92L251 94L252 97H253V98H252V97H250V94H249V96H248V93H250V92H247L248 90H246V87L243 85V87H245L244 89L246 90V92H244V90H243V92L246 93V94L244 95V94L242 93L243 96H241V97H243L244 99H243V98L241 99V97H240L239 99H237V102H236V101H235L236 99L234 98L235 103H237V106H238L237 108H238V109H239V107H240L239 104L241 105V104L243 103V101H244V103L241 105V107L243 106L245 109L242 108V112H241L240 115H238V116H239V118H242V119H244L245 116H246V119H247V118H249L250 116L252 117V115H250L252 109H253V111H255V106H256V105H255L254 107L251 106V107H252V109L250 108L251 110L249 109V106H250V104L253 103V100L256 99V97H257V95L259 94V92H261V93H260V94H261V96H260L261 99L264 98V96H263V94H264V89H263V88H264V74L261 73V71H260V67H261L262 65H261V64L259 63V61H258V56H259V54L261 53V51L264 49V42H262V41H264V40L262 39L263 37H260V38H258V39H253V38H251V37H252V33H250V32H249L250 34L247 33V32H246V31H247L246 28H247V26H248V24H249L250 22H253V24H255V22H256L258 19H259V20H258L259 22H256V23H257V24H258V23H259V24L262 23L263 21L260 22V18H261V19H262V18L264 19V10L262 9L263 12L260 11V12H262V13H261V15L263 16V17H262V16H260V13H259V14L257 13L258 11H257L255 8H250L249 12H250V11H253V13L257 14L258 16L255 15L256 17L253 16V18H252L251 15H253V14H251L250 16H251L252 19L248 22L249 19L247 20V18L245 17V16H247V14H245V16L242 14V13L245 12V10H243ZM253 9H255L256 11L253 10ZM189 10H190V11H189ZM229 11H230V12L234 11V13H232V15H229V16H228V15H226V13H227V12L229 13ZM185 12H186V13H185ZM246 12H247V11H246ZM204 13L206 14L205 11H204ZM221 13H222V12H221ZM221 13H220V14H221ZM250 13H251V12H250ZM194 14L197 15L196 13H194ZM248 14H249V13H248ZM177 15H178V16H177ZM186 15H187V16H186ZM198 15H200V14L198 13ZM215 15H216V14H215ZM221 15H222V14H221ZM224 15H225L226 17H228V18L225 19V18H224V17H225ZM233 15H234V16H233ZM185 16H186V17H185ZM238 16H239V15H238ZM259 16H260V17H259ZM191 17H189V19H190ZM248 17H249V16H248ZM172 18H174V16H173ZM189 19H188V23L190 22ZM210 19H212V20H214V21L212 22V20H210ZM233 19H235V18H232V20H233ZM241 19H242V20H241ZM244 19H245V20H244ZM255 19H256V20H255ZM263 19H262V20H263ZM182 20H183V21H182ZM232 20L229 19L228 21H231L230 23L232 24ZM235 20H236V19H235ZM176 21H175V23H176ZM192 21H191V22H192ZM194 21H195V20H194ZM206 21H207V22H206ZM245 21H246L248 24H247ZM166 22L168 23V20L165 21V23H166ZM170 22H171V21H170ZM172 22H173V21H172ZM184 22H186L185 25H183ZM191 22H190L189 24H191ZM233 22H234V21H233ZM235 22H236V21H235ZM242 22H245V23H243L245 26L242 24ZM217 23H218V22H217ZM217 23H215V24L217 25ZM168 24L171 25L170 23H168ZM196 24H195V25H196ZM239 24H240V25H239ZM165 25H166V24H165ZM176 25L173 24V25H171V27L173 26V28H174V26H176ZM179 25H178V27H179ZM192 25H193V24H192ZM204 25H205V26H204ZM206 25H207V26H206ZM212 25H214V24H212ZM218 25L220 26V23H219ZM223 25H224V26H223ZM241 25H242V26H241ZM166 26H167V25H166ZM190 26H191V25H190ZM214 26H215V25H214ZM214 26H212V28H214ZM238 26H239L240 28H239ZM243 26H244V27H243ZM167 27H168V26H167ZM171 27H170V28H171ZM180 27H181V26H180ZM180 27H179V28H180ZM191 27H192V26H191ZM191 27H190V28H191ZM237 27H238V28H237ZM173 28H172V29H173ZM176 28H177V27H176ZM179 28L177 29L178 31H179ZM207 28H208V27H207ZM215 28H216V27H215ZM215 28H214V29H215ZM217 28H219V27H217ZM229 28L232 29L233 31L230 30ZM241 28H244V30H242V33L240 32V29H241ZM238 29H239V31H238ZM216 30H217V29H216ZM216 30H215V31H216ZM181 31H180V32H181ZM234 31H235L236 33H235ZM180 32H179V33H180ZM194 32H195V33H194ZM176 33H177V31H176ZM245 33L249 34V36H246ZM177 34H178V33H177ZM228 34H229V35H228ZM238 34H239L240 36H239ZM180 35H181V34H180ZM180 35H178V36H180ZM182 35H183V34H182ZM182 35L180 36L181 38L183 37ZM250 35H251V36H250ZM175 36H176V35H175ZM175 36H174V37H175ZM243 36H246L247 38H245V40H243V39H244V38L242 39ZM170 37H171V36H170ZM170 37H168V38L170 39ZM180 37H177V38L179 39ZM175 38H176V37H175ZM177 38H176V39H177ZM149 39H150V38H149ZM169 39H168V42H169ZM144 40H146V38H145ZM174 40H175V39H174ZM241 40L244 41V42H242ZM185 41H186V43H189V44H186V45H188L189 49H190V45H191V47H193V46H194V47L191 48L190 51H188L187 54H185V50H189V49H187L188 47H186L184 51H181L182 53H184V55H185V56H184L183 54L181 55V52L179 53L178 50H180V49L183 47L182 45L185 44ZM249 41H250L251 43H249ZM256 41H257V43H256ZM147 42H148V41H147ZM239 42H241V43H243V44L241 45V44H239ZM171 43H172V40H171L170 43H169V47H170V48H171V46H170ZM176 43H174V44H176ZM209 43H210V45H209ZM254 43H256V44H254ZM172 44H173V43H172ZM206 44L209 45V46L207 47ZM251 44H253L254 47H253ZM260 44H262V45H260ZM259 45H260L261 47H258ZM173 47H174V45L172 46V48H173ZM184 47H185V46H184ZM194 48H195L196 50H195L194 52H192V50H193ZM212 48H213V49H212ZM204 49H205V50H204ZM248 49H249V50H248ZM256 49H259V51L256 50ZM260 49H261V50H260ZM211 50H212V51H211ZM214 50H215V51H214ZM233 50H234V52H233ZM255 50L258 51V53H257V52H254ZM210 51H211V52H210ZM242 51H243V52H242ZM240 52H242V53H240ZM245 52L247 53V56H246V53H245ZM160 53H161V51H160ZM173 53H174V52H173ZM191 53H192V54H191ZM196 53H197V54H196ZM232 53H233V54H232ZM254 53H255V55H254ZM189 54H190V55H189ZM211 54H212V55H211ZM244 54H245V56H243ZM252 54H253V55H252ZM171 55H172V54H170V57H172ZM236 55H237V56H236ZM173 56H174V54H173ZM186 56H187V57L189 56L188 58H189L190 60L194 61V63L191 64V62H189V61L186 59V58H187ZM208 56H207V58H208ZM214 56H215L216 58H213ZM250 56H251L254 60H252V58H251ZM170 57H169V58H170ZM232 57H233V58H232ZM150 58H151V57H149V59H150ZM169 58H168V59H169ZM205 58H206V57H205ZM217 58H218V60H220V61H218ZM229 58H230V59H229ZM243 58H244V59H243ZM172 59H173V57H172ZM174 59H175V58H174ZM176 59H177V56H176ZM202 59H203V58H202ZM202 59H201V61H202ZM208 59H210V58H208ZM208 59H207V60H208ZM144 60H145V59H144ZM216 60H217V65H214V63L216 62ZM251 60L254 61V63H253L252 66H251V63H252V62L250 63ZM149 61H150V60H149ZM167 61H168V60H167ZM172 61H174V62H173V65H172ZM176 61H177V60H176ZM176 61H175V60H171V63H170V62H167V63H170V65L174 66L175 64H177ZM181 61H180V63H181ZM184 61H183V62H184ZM201 61H200V62H201ZM203 61H204V60H203ZM214 61H215V62H214ZM232 61H234V62H232ZM140 62H141V61H140ZM175 62H176V63H175ZM218 62H219V63H218ZM226 62H227V63H226ZM240 62H241V63H240ZM244 62H245V63H244ZM138 63H139V62H138ZM243 63H244V64H243ZM246 63H247V64H246ZM257 63H258V65L260 64L261 66H258V67H257ZM144 64H145V62H144ZM201 64H202V63H200L199 65H201ZM203 64L205 65L206 63H203ZM203 64H202V65H203ZM207 64H208V62H207ZM207 64H206V65H207ZM215 64H216V63H215ZM249 64H250V65H249ZM140 65H142V62L140 63ZM147 65H148V64H147ZM221 65H222V66H221ZM245 65H246V66H245ZM248 65H249L251 68L248 69ZM178 66H179V65H178ZM178 66H177V67H178ZM223 66H224V67H223ZM229 66H230V68H229ZM144 67H145V66H144ZM175 67H176V66H175ZM208 67H209V65H208ZM208 67H206V68L208 69ZM212 67H213V68H212ZM215 67H217V68H215ZM219 67L222 68V69H220ZM137 68H138V67H137ZM145 68H146V67H145ZM206 68H205V69H206ZM218 68H219V70H218ZM239 68H240V69H239ZM261 68L264 69L263 66H262ZM138 69H140V67H139ZM173 69H174V68H173ZM242 69H243V70H242ZM239 70H240V71H239ZM140 71H141V70H140ZM229 71H231V72H229ZM237 71H239V73L241 72L240 75H238V73L236 74ZM137 72H138V71H137ZM137 72H136V75H137ZM142 72H143V75H144V72H146V75H147V72H148V71H147V69H146V71L143 70ZM246 72H247V73H246ZM263 72H264V70H263ZM134 73H135V70H134V72L131 74V75H132V78H133V75H134L135 77H137ZM139 73H140V72H139ZM225 73H226V74H225ZM231 73H232V74H231ZM170 74H171V73H170ZM223 74H224V75H223ZM242 74L245 75V76L243 75V78H242V76H241ZM249 74H250V76H249ZM131 75H130V76H131ZM138 75H139V74H138ZM140 75H141V74H140ZM143 75H141L140 77H142ZM146 75H144V76H146ZM213 75H215V74H213ZM235 75H236V77H235ZM130 76H128V77H130ZM147 76H148V75H147ZM195 76H196V75H195ZM240 76H241V78H242L241 82H239L240 80H238V78H240ZM253 76H255V77H253ZM165 77H166V76H165ZM167 77H168V76H167ZM193 77H194V76H193ZM193 77H192V78H193ZM143 78H144V77H143ZM192 78H191V79H192ZM196 78H197V77H196ZM200 78H201V77H200ZM212 78H213V77H212ZM214 78H215V77H214ZM135 79H136V78H135ZM135 79H132V81L135 82L134 84L136 85V83H137L136 81H138V80L134 81ZM145 79H146V77H145ZM163 79H165V78H163ZM193 79H194V78H193ZM193 79H192V80H193ZM250 79H251V80H250ZM125 80H126V79H125ZM127 80H128V78H127ZM198 80H199V79H198ZM203 80H204V81H203ZM203 80H201L200 83H199V82H198V83L196 82L198 87L195 86L196 84H193V85H194L193 87H192V85H189L190 88H194V87H195L194 89H192L193 91L190 90V92H188V91H189V88H187V89H188V90H187L186 87H185L184 90L182 91L181 89H183V88H180L179 83L176 82V81H173V83H171V84L169 83L170 81H168V84H167V83H165V81L167 82V80H163V81H164V84H167V85H166L167 87H165V89H164L163 87H158V88H160V89H159L160 91H158L157 88L155 89V86H156V85H155V86H154V89H153V92H155V94H154V93H153V94H154L155 96H154V95H151V96H154V98H153V97L150 98V101H149L150 103H149V105L151 106V105L153 104V105H154L153 107L156 108V110H157V111H155L156 114L160 115L161 117H160V116H156V114H155V117H157V118H155V117L153 116V119L155 118V119L158 121V120H160V118H164V120L166 121V118H165V117H166L167 115H170L172 111H176L177 108L180 109V106H182L183 109H185V110L187 109V107L189 108V109H187V112H185L186 114H187L188 112L190 113V111L192 112V111L195 109V108H194V105H193V99L196 97V95H198L201 91L204 90V87H205L206 84H211V85H212V81L214 82V80H213V79L211 80L210 78H206V79L204 78ZM128 81L131 82L130 84H132V81H130V80H128ZM141 81H142V80H141ZM141 81L138 82V83L140 84ZM145 81H146V80H145ZM158 81H159V80H158ZM158 81H157V82H158ZM188 81H189V80H188ZM188 81H186V83H187ZM196 81H197V80H196ZM129 82H126V83L128 84ZM155 82H156V81H155ZM155 82H154V83H155ZM203 82H204V83H203ZM120 83H121V82H120ZM138 83H137V84H138ZM146 83H147V85H149L148 80H147ZM146 83H145V84H146ZM193 83H194V82H193ZM201 83H202V86H201ZM229 83H228V85H226V86H230ZM141 84H142V83H141ZM188 84H189V83H188ZM198 84H200V86H199ZM254 84L256 85L255 87L253 86ZM123 85H124V84H123ZM152 85H153V84L151 83V86H152ZM158 85H159V84H158ZM168 85H169V86H168ZM231 85H232V82H231ZM130 86H133V85H130ZM141 86H142V85H141ZM164 86H165V85H164ZM238 86H239V87H238ZM257 86H261L260 89H259ZM124 87H125V86H124ZM136 87H138V86H136ZM136 87H134V88H136ZM130 88H131V87H130ZM130 88H128V89L130 90ZM138 88H139V87H138ZM141 88H142V87H141ZM150 88H152V87H150ZM197 88H198V89H197ZM220 88H221V87H220ZM220 88H219V89H220ZM230 88L225 87V92H227V93H226L227 95H230V93H229V89H230ZM256 88H257V89H256ZM123 89L125 90L126 87L123 88ZM143 89H145V87H144ZM162 89H163V90H162ZM195 89H196V91H195ZM222 89H221V90H222ZM249 89H251V88H249ZM252 89H251V90H252ZM261 89H263V90H261ZM126 90H127V89H126ZM131 90H132V89H131ZM149 90H150V89H149ZM154 90H155V91H154ZM185 90L187 91L188 94L184 92ZM221 90H220V92H221ZM227 90H228V91H227ZM251 90H249V91H251ZM134 91H136V89H135ZM140 91H141V90H140ZM143 91H144V90H143ZM156 91H158L157 94H156ZM161 91H162V92H161ZM132 92H133V91H132ZM146 92H150V91H146ZM220 92H219V94H220ZM225 92L223 91L222 93H225ZM257 92H258V93H257ZM190 93H191V94L194 93L193 96H192ZM138 94H140V93H138ZM138 94H135V95H138ZM141 94H142V92H141ZM144 94H145V93H144ZM151 94H152V93H151ZM135 95H134V96H135ZM156 95H157V96H156ZM186 95H188V96H186ZM189 95H190V96H189ZM246 95H247V97H245ZM149 96H150V95H149ZM224 96H225V95H224ZM262 96H263V97H262ZM129 97H130V95H129ZM138 97H140V96H138ZM141 97H143V94H142ZM141 97H140V98H141ZM220 97H221V98L223 97L222 94H221ZM226 97H227L228 102H229V101H233V100H232L233 97H232V98H229L228 96H226ZM230 97H231V95H230ZM235 97H236V96H235ZM249 97H250V98H249ZM260 97L258 96V98H260ZM133 98H134V97H133ZM144 98H145V97H144ZM152 98H153V99H152ZM186 98H187V99H186ZM223 98H225V97H223ZM223 98H222V99H223ZM248 98H249V99H248ZM258 98H257V100H258ZM142 99H143V98H142ZM151 99H152V100H151ZM188 99H189V100H188ZM216 99H217V98H216ZM240 99H241V100H240ZM250 99H251V101L249 102L248 100H250ZM261 99H260L259 101H261ZM137 100H139V99L136 98V101H137ZM140 100H141V99H140ZM140 100H139V102H141ZM144 100H146V99H144ZM144 100H143V101H144ZM177 100H179V101H177ZM183 100H184L187 104H186ZM225 100H226V99H225ZM227 100L224 101V104H226ZM257 100H255L256 103H257ZM262 100H263V99H262ZM131 101H132V100H131ZM174 101H177V102H174ZM218 101H219V100H218ZM259 101H258V102H259ZM133 102H135V101H133ZM135 103H136V102H135ZM147 103H148V102H147ZM151 103H152V104H151ZM184 103H185V105H184ZM219 103H221V101H220ZM230 103H232V102H230ZM230 103H229V105H230ZM233 103H234V102H233ZM233 103H232V104H233ZM247 103H248V105H247ZM262 103H263V101H261L260 103H258V105H259V104H262ZM138 104H139V103H138ZM142 104H143V103H142ZM209 104H212V99H211V101H210ZM209 104L204 108V115H203L204 118H203V117H202V118H203L204 121H205V120L207 121V120L209 119V118L207 119V117H210V115H211V117H213V119L211 120V122L213 121L212 123H214V122L216 121V120L214 121V119H216L218 112H220L219 110L222 109V108L220 107V105H223V104H220V105H219V107H218L219 110H218V108H216V111L214 110V113L217 112V113H216V116H215V115H212V114H214V113H212V108L214 109V107H211V109H210V106H212V105H209ZM213 104H216V103H213ZM232 104L230 105L231 107L234 106V105L232 106ZM244 104H246L247 106L244 105ZM132 105H133V104H132ZM143 105H144V104H143ZM146 105H147V104H146ZM146 105H145V106H146ZM178 105H180V106H178ZM217 105H218V102H217ZM217 105H216V106H217ZM252 105H254V103H253ZM262 105H263V104H262ZM134 106H137V104H135ZM134 106H133V107H134ZM139 106H141V104H140ZM184 106H185V107L187 106V107L185 108ZM216 106H215V107H216ZM263 106H264V105H263ZM263 106H262V109H260L261 111L259 110L258 113H261V112L263 111V108H264ZM147 107H148V106H147ZM246 107H247L248 109H247ZM90 108H91V106H90ZM137 108H138V106H137ZM141 108H142V107H141ZM141 108H140V109H141ZM144 108H145V107H144ZM151 108H152V107H149V109L152 111V112L150 111L151 114H152V113H155V112H153V111H154L153 108H152V109H151ZM233 108H234V107H233ZM233 108H230V109H233ZM235 108H236V107H235ZM259 108H261V106H260ZM91 109H92V108H91ZM133 109H134V108H133ZM146 109H147V108H146ZM149 109H148V110H149ZM209 109L211 110V113H210ZM224 109H225V108H223V110H224ZM240 109H241V108H240ZM141 110H142V109H141ZM171 110H172V111H171ZM181 110H182V109H181ZM207 110H208V113H210V114H208V116H207V115L205 116V114H206L205 112H206ZM217 110H218V111H217ZM228 110H229V109H227V111L225 112V114H223L224 111H221V113L223 112V113H222L223 117H225V116L228 117V115H229L228 113L231 114V112H233L235 109H234L233 111H231V112H230V110H229V112H228ZM246 110H247V111H246ZM169 111H170V112H169ZM177 111H178V110H177ZM239 111H240V110H239ZM249 111H250V113H248ZM253 111H252V112H253ZM257 111H258V109H257ZM140 112H141V111H140ZM146 112H147V111H146ZM150 112L148 111V114H149ZM180 112H181V111H180ZM236 112H237V114H238V111H236ZM142 113H145V112L142 111ZM173 113H174V112H172V114H171L170 117H172ZM177 113H178V112H177ZM189 113H188V116L190 115ZM244 113H245V114H244ZM247 113H248V114H247ZM255 113H256V112L253 113V114H254L253 117L255 116ZM262 113H263V114H262ZM262 113H261L262 115H261V114H260V115H261V117L263 118L264 111H263ZM148 114H147V115H148ZM151 114H150V115H151ZM183 114H184V113H183ZM191 114H193V113H191ZM227 114H228V115H227ZM251 114H252V113H251ZM140 115H141V113L138 114V116H140ZM176 115H177V114H176ZM179 115H180V114H179ZM193 115H194V114H193ZM224 115H225V116H224ZM233 115H234V113H233ZM242 115H243L244 117H243ZM249 115H250V116H249ZM256 115H258V114L256 113ZM260 115H258L259 118H260ZM162 116H164V117H162ZM173 116H175V114H174ZM177 116H178V115H177ZM181 116H183V115H181ZM214 116H215V117H214ZM220 116H221V115L218 116L219 119H220ZM230 116H232V115H230ZM235 116H237V115H235ZM258 116H257V119H256V121H257L256 124H255L256 121L253 119V117H252V119H251V123H252V120H254L253 123H254L255 126L253 125V123L250 125V126H252L253 129H252L251 127H249V124H250V120H249V119H250L251 117H250L249 119H247V120H242V119H240V120H242V122H243V123L241 122V123L243 124V129H246V128H245L246 126H247V128L249 127V131H250V132H249L248 129H247V132H248V133H246V131H244L245 134H244V132H242V130H241V129H242L241 124H240V125L237 124V123H239V118H238V119L236 118L237 120L235 119V122L233 121L234 124H237L238 126H240L239 129L237 128V127H238L237 125H234L233 123H231V125H232V127H231V125H230L231 128H230V127H229V128L226 127V128H224V129L222 128L223 130H225V129H226V130L221 132V133H222L221 136H220V134H218V132H217V133L215 132V135L212 136V135L214 134V132L212 131L213 134L210 135L211 138H210V137H208V138H210V139H212V140H213V138H214V140H216V139L219 140L218 142H217V141H216V142L214 141V144H213V142H212V145H211V141H212V140H211V141H210V139H208V140H207V139H206V140H203V138H206V136H209V134H207V133H203V134H201V135H203V136H202L203 138H201V135H200V138H198L199 135H197V136H198V137H197L198 140H199V139H200V140L202 139L201 141H206V144H210V145L212 146V148H211L210 145H206L204 142H202V146H203V147H204V145H206V148L209 146L207 149H204L205 147L203 148L204 150L201 149V151H203V152H205V150H206V153H204V155H203V152L200 153L201 155L198 154V157H200V156H203V157H204L205 154H208V153H209L208 155H206L208 158H207V157H204V160H203V157L200 158V160H203L202 162H200V160H199V162H200L202 165H200V164L197 162V159H198V157L196 158L197 155L195 156V153L198 152V151L200 152V149L196 150V152H195L194 149H193V148H195L196 146H198V144L200 143V140H199V141H198V140H194V141H197V142H194L193 140H191V141L188 140V139H191V138H192V134H191V138L187 137L188 135H186V138H183V137H182V138L185 139V140L187 139L186 141L188 142V144L192 142V144L194 143V144L196 145L195 147H194L193 145H191V146H193V147H188V146H190V144H189V145L187 146L189 149L185 147L186 150H187V149L190 150L191 148H192L191 150H193V152L190 150L193 154L189 151L190 153H189V152H186L185 155H186V154H187V155H188V154H192L193 156H192V155H190V156H191V157H194V156H195L194 158H196V159H195L196 161H195V160H192V161H191V162L195 161V164L193 163L194 165H192V166H194L195 168H200L201 170L199 169V171H202V172H198V173H197V172H196L197 170L195 169L194 171H195L196 173H195L194 175H193L194 171H193V172L191 171L192 173L190 172V170H193L192 166L190 165V161H188V159H184V158H183V157H188V158H189V156H187V155H186V156L183 155V157L181 156L182 159H183V161L186 160L184 163L187 162L186 167H184V166L182 165V164H184V163H181L182 160H181V162H180L181 165H180V164H179V165H176V163H178L177 160L179 161L180 158H181V157L179 156V154L182 153L183 150L186 151V150L184 149V145H187V144H186L187 142L184 140L183 142H185V144L180 143V141H182L181 136H182V134H183L184 128H186V129H185L186 132H184V133H185V134L187 133V126H189V127H188V130L192 127L193 131H194V127H193V126H195V129H198V128H196V126H198L199 124H201V128H203V130H206V131L208 130V128H209L210 126H209L207 129H206V127H205V129H204V127L202 126V124H203L204 121H202L201 118H197V117H195V115H194L193 117H195V120H194L193 118H192V120H194V121H195V124H197V125H193L194 123L192 124V122H194V121L191 122V121L188 120V119L186 120V122L189 121L190 124H189L188 122L186 123V122L184 121V123L189 124V125H187L186 127H184L185 125H183V126H182V127H183V131L181 132V134H180V133L176 134V136L179 135V136H178V137L180 138V141H179V140H176V139H179V138H176V139H175V138H174L175 136H174L173 134H175V131H177L178 129H180V128L178 127V126H179V124H178V122H179L178 119L185 120V119H186V118H185L186 116L184 117L185 119H184V118H181V117L178 118V119L176 118V121H177V124H178V125H177V124H176V125H177V128H178V129L175 128L176 130H174V128H173V129H172V132H174V133H172V132L170 131V130H171L170 127H171L172 124L169 125V124H170V123H169L168 125H166V123H167V122H172V123H173V126H174L175 123L173 122V120H172V121H169L170 119H169L168 121H166L165 125H166V126H170V127H169L170 129H169L168 127L165 128L166 131H168L167 129H169V131H168L169 133H165L166 136L163 135L164 132H166L165 129H163V130H164V132H163L162 128L160 129L159 127H155V126H154V128H156V130H155V129L152 127L151 124H148L149 122H152V120L149 119V121H148V120L146 121L147 118L144 119V120L146 121V123L148 122V123H147L148 125H151V127L149 126L151 129L148 130V129H146V128L143 127V128L145 129V130H143L142 128H140V129L143 130V132H144V133L141 132L142 135H141V134H138V135H139V139H141L142 142H143V140H144L145 138H146V139H149V140H150L151 138H152V139H155V140H157V141L159 140L157 143H156L155 140H154V143L156 144V147H158L157 145L160 144V143H161L160 146H162V142H163L162 140H163V139L169 137V139H170V138H173V139H172L173 141L176 140V141H178L181 145H180V146H178V145H174L176 141H175L174 143L171 141L170 143L173 144V145L171 144V146H173V147L170 146V147H171V148H170V147H169L170 143H169V144L166 143V142H167V141H166L167 139H166V140H164V142L166 141L165 144L168 145L167 147H165V148H167V149H165L166 152H167L168 148H169V150H168L169 152H170V149H172L173 151H174V150L179 151L180 148L183 149V150H182V149L180 150V153H176V151H174L176 154H175L173 151H172L173 154L170 152V153L172 154V155L170 154V155L172 156V157H170V155H169L168 153H166L164 149H163V150H164V152H165L166 154H163L164 152H163L161 149L158 150V148H156L157 151H161V154H162V155L160 154L161 156H160V155H157V157L159 156L158 159L161 158V160H160V161H161V165H162V163H164V162L166 161L165 159L167 158L169 161L171 160L170 162H172V160L174 159V161L172 162L173 164H171L173 167H174V163H175V165H176L175 167H177V166H178V167L182 166V167H180V168H182V169L180 170L179 168H175V169H174L172 166H170V165H169V163H170L169 161H166V162H169L168 164H167L166 162H165L166 164L164 163V165H166V166L169 165L170 167H172V170H173V169H174V170H177V171H174V170H173V172H172V176H173V178H172V179H168L167 177L165 178V181H166V182H168V181H170V180H173V181H170L171 185H172V182H174V184H173V186H172V189H171V186H170V185L168 186V184H167V187H169V189H171V190H170L171 193L174 194L175 191H176V192H177V193H176L177 195H179V194L182 193V194H183V197H184V196H187V193H189L191 190L193 191V188L196 187V185H197L196 183H198V182H197V178H200L198 181L201 183V185H197V188L201 187L200 190H201V189L203 190V194L201 195V193H200V194H199V197H198V195H197V196H196V197H197V200H198L201 196H203V195L207 196L208 193H205V192L208 191L209 189H211L212 192H213V189H215V191H214L213 193H215V192H216V193L214 194L215 196H214L213 194H211L210 197H205V196H203V198H206V199H207L206 201L208 202V203H207V202L205 201V199H204L203 201H204L205 204H204L203 201L201 200L202 197L200 198V201H197V200L195 199V202H193V203H196V204H198V205L201 204V206L194 205V209H192V207H191L192 210H191L190 213H192V211L195 210L196 208H199V209H200V207H202V205L204 204L203 206H205V209H206V207H207V208H208V207L213 208V210L211 209L212 211H210V212L208 211V213H206V211H205V215H206V216H207V215L209 216L210 213L212 212V214H211L212 217H211V215L209 216V217H210V220H211V222H212V224H213V222L216 223V222L218 221V222L221 224V226H223V225L226 224L228 221H231V220H232L230 223H227V225H225L226 228H227V227H229V226L232 224V225L229 227V229H227L229 232L226 230V228H224L225 226H223V227L219 226V223H218V222H217V224L214 223L216 226H212V227H211V226H210V221H208V222H209V223H208L209 225H205V226H210V227L212 228V230H213V231H212V230L210 229V230L212 231V234H209V235H210L209 238L211 237V238H210L211 240H210L208 237H207L206 239L204 238L203 233H204L206 230L204 231V230H203L204 228H203V227H200V225H201V226L203 225L202 222H200V223H202V224H199V223H198V224H199V229H200V228H203V229L201 230V231H202V234L199 233V231H196V229L194 230L195 227H192V226L194 225V223H196V221H195L196 219L194 220V221H195L194 223H191V224H193L192 226H190V224H189L188 226L185 225V226H186L185 229H188V227H189V229H190V228L192 227V228H191L192 230H194V231H196V233L198 232V234H201V235H202V236H201V237H203L202 239H200L201 237H199L198 234H197V237H196V235H195V237L193 236V237H194V238H193V241H195V243H193V244H194V245H198V246H199L198 249H201V250H202L201 247H203V249H204L205 251L202 250V252H201V250H200V251L198 250L200 256L198 255V253H197V251H196L197 249L195 250V251H196L195 253H197L196 255H197L199 258H201V259H202L201 255L203 254L202 256H203L204 260H206V261H205L206 263L203 262L204 260H201V259L197 258L196 255H194V256H195L197 259L194 258V256H193V259H192V257L189 258L188 256H190L191 254H190V255L187 254V251H188V250L186 251V250H185L186 248L183 249V250H180V251H181V253H182V251L185 250V251H186L185 256H187V255H188V256H187V258H185V256L183 255L184 253L181 254V255H182L181 257H184V258H185V259H184L185 262L182 260L181 263H179V262H180L179 259H182V258H180V256H178V254H180V252L178 253V250H179V249H178L177 246H175V247H177V248H176L175 250L172 248V249H173V252H172V251H171V252H172V255L174 254V255L178 256L179 258L177 259L176 256H172V257H174V258L172 259V258H171V254H170V256H169V252H168V250H167L166 252L164 251L165 254H163V255H164V256L167 255V252H168V255H167V256H169L168 258L172 259L169 263H167V261H169L170 259L167 258V260L165 261V258H164V259H163V260H164V261H163L164 264H170V263H172V262L175 261V260H178L177 262L175 261L177 264H185L187 259H188V260L190 259L191 264H192V262H194V263H195V262H196V263L198 262V263H199V260H200V263L202 262V263H204V264H210V263H211L210 261H212V260L215 261V260H217V259H218V261H217V262H216V261H215V262H212V264H214V263H215V264H217V263H218V264H220V263L222 264V261H221L220 259L226 261V262H223V263H225V264H228V262H229V264H236V263L239 264V262L241 263V262H243V260H244V262L241 263V264H252L255 260L258 259V258H257V259L254 258L255 260L252 261L251 259H253V258H250L251 256H248L250 251H251L252 253H254L253 251L256 252V250H258L257 248H260V250H263V249H261V247H262V248L264 247V244H263V243H264V242H263V241H264V227H263V226H264V211L261 212V213H258V212L256 211V209H255V207H256V203H257V201H258L257 197H258V195L260 196L261 191H257V189H256V192H255V189H253L254 192H255V193H253V192L250 190V189L252 188V186L254 185V184H252V182H253L256 178H257V180H258L259 182H257V180H255V181H256L257 183H259V184L262 185V188H261V189H258V190H263V188H264V179H263V178H264V176H263V175H264V166H263V165H264V122H263V123L261 122V121H264V120H260V121H259V120H258V119H259ZM141 117H142V116H141ZM145 117H146V116H145ZM147 117H148V116H147ZM150 117H151V116H149V118H150ZM168 117H169V116H168ZM178 117H179V116H178ZM189 117H192V115H190ZM211 117H210V119H211ZM132 118H133V117H132ZM137 118H138V117H137ZM172 118H173V117H172ZM229 118L233 119L232 117H229ZM254 118H256V117H254ZM139 119H141V118L139 117V118H138V121H139ZM155 119H154L153 122H152L153 124H154V122L156 121ZM173 119H174V118H173ZM197 119L200 120L201 123L198 124V121H196ZM210 119H209V120H210ZM227 119H228V118H227ZM231 119H230V120H231ZM130 120H131V118H130ZM161 120H162V119H161ZM164 120H163V122H164ZM174 120H175V119H174ZM209 120L207 121L208 123H206V125H211V122H210ZM224 120H225V119H224ZM230 120H229V121H230ZM131 121H132V120H131ZM131 121H130V123H131ZM133 121H135L134 118H133ZM176 121H175V122H176ZM219 121H222V120H219ZM219 121H218V122L216 121V122L219 123ZM225 121H226V120H225ZM248 121H249V123H248ZM160 122H162V121H160ZM160 122H159V123H160ZM163 122H162V123H163ZM227 122H228V121H227ZM230 122H231V121H230ZM258 122H259V124H258ZM130 123H129V124H130ZM133 123H134V122H133ZM144 123H145V122H144ZM146 123H145V126H146ZM181 123H183V122H181ZM204 123H205V122H204ZM131 124H132V123H131ZM138 124H142V123H140V121H139ZM220 124H221V123H220ZM224 124H225V123L223 122V125H224ZM227 124H228V123H227ZM246 124H247V125H246ZM257 124H258V125H257ZM132 125H133V124H132ZM148 125H147V127H148ZM154 125H156V124H154ZM160 125H161V123H160ZM163 125H164V124H163ZM192 125H193V126H192ZM217 125H219V124H217ZM233 125L235 126L234 128H233ZM130 126H131V125H130ZM139 126H140V125H139ZM141 126H144V125L142 124ZM141 126H140V127H141ZM157 126H158V125H157ZM161 126H162V125H161ZM161 126H160V127H161ZM204 126H205V124H204ZM212 126H213V125H211V127H212ZM214 126H215V125H214ZM228 126H229V125H228ZM236 126H237V127H236ZM149 127H148V128H149ZM164 127H165V126H163V128H164ZM180 127H181V124H180ZM198 127H200V126H198ZM211 127H210V130H212ZM216 127H217V126H216ZM152 128H153V129H152ZM158 128H159V129H158ZM201 128H200V129H201ZM235 128H237V130H236ZM250 128H251V130H250ZM121 129H122V128H121ZM121 129H118V131L121 130ZM130 129H131V128H130ZM132 129H133V127H132ZM140 129L138 130V128H137V130H138L139 132L141 131ZM157 129H158V130H157ZM192 129H191V131H192ZM147 130H148V132H147ZM153 130H154V131H153ZM160 130H161V131H160ZM173 130H174V131H173ZM198 130H199V129H198ZM198 130H197V131H198ZM203 130H202V131H203ZM214 130H216V129H214ZM238 130H241V132L238 131ZM122 131H123V130H121V132H122ZM145 131H146V132H145ZM151 131H152V132H151ZM157 131H158V132L160 131V134H159L160 136H159V137H161V138H159L158 136H156L155 133H156ZM195 131H196V130H195ZM199 131H201V130H199ZM199 131H198V134H199ZM206 131H203V132H206ZM111 132H112V131H111ZM132 132H133V131H132ZM132 132H131V133H132ZM136 132H137V131H136ZM162 132H163V133H162ZM231 132H233V133H238V134H240V135H244V137H247L248 139H246V140H247V141H248V140L251 141V144H250V142H248V144H250V145H249V146H248V145L246 146V147H248V150H249V148H250V151H249V152H248L247 150H246L245 152L243 151L244 153L242 152V153H243V154H242V153H240V151H241V150H240V151L236 154V156H234V158H235V157H238V159H237V158H236V159L233 158V159H232L233 161H230L229 163H228V162H222V161H224V160H223V157H222L221 155H217V154H216V152H215V148L217 147L218 143L222 140V138H223L226 134L231 133ZM114 133H115V130H114V132H113V135H114V136H118L117 133H116V134H114ZM122 133H124V132H122ZM137 133H138V132H137ZM147 133H148V134H147ZM161 133H162V135H161ZM170 133H171V135L174 136V137L168 136ZM188 133L190 134L189 131H188ZM191 133H192V132H191ZM195 133H196V132H195ZM195 133H193V134H195ZM200 133H201V132H200ZM208 133H211V132H208ZM254 133H255V134H254ZM109 134H111V133H109ZM153 134H155V135H153ZM185 134H184V135H185ZM205 134H206V136H205ZM216 134H218L221 138H220V137L218 138ZM246 134H248V135H246ZM252 134H253V135H252ZM157 135H158V134H157ZM184 135H183V136H184ZM195 135H196V134H195ZM109 136H110V135H109ZM111 136H112V135H111ZM120 136H122L121 133H120V135H119L118 137H120ZM145 136H146V137H145ZM148 136H149V137H148ZM154 136H155V137H154ZM167 136H168V137H167ZM193 136H194V135H193ZM249 136H250V137H249ZM141 137H142V138H141ZM143 137H144V138H143ZM156 137H158V138H156ZM215 137H216V138H215ZM160 139H161V142H160ZM169 139H168V140H169ZM174 139H175V140H174ZM192 139H193V138H192ZM194 139H196V137H194ZM135 140H136V139H135ZM261 140H262L263 142H261ZM146 141H148V140H146ZM150 141H152V140H150ZM150 141H149V142H150ZM169 141H170V140H169ZM209 141H210V142H209ZM142 142H141V144H139V146H143V147H140V148H144V149H141V151H142V150H145V149L148 148V149H147L148 152L144 151L146 155H143V157L146 158V159L148 160V156L151 158V157H153V156L155 155V153L150 152V151H153V149L155 150V148H154L153 146H151V147H153L152 150H151V148L148 147V146H149V145H148L149 142H146L148 146L145 145L144 143H143V144H144V145H143ZM152 142H153V141H152ZM152 142H151L150 144L155 145V144L152 143ZM207 142H209V143H207ZM260 142H261V144H259ZM139 143H140V141H139ZM179 143H176V144H179ZM203 143H204V144H203ZM216 143H217V144H216ZM246 143H247V142H246ZM253 143H254V144H253ZM262 143H263V144H262ZM129 144H131V143H129ZM119 145H120V146H121V145H122V146H127V144L125 145L124 142H120V143H118V146H117L118 148L120 147ZM131 145H132V144H131ZM131 145H130V146H131ZM163 145H164V144H163ZM182 145H183V147H181ZM200 145H201V143L199 144V147H201ZM251 145H252V146H251ZM253 145H254V146H253ZM257 145H261L260 148H259V146H257ZM122 146H121V147H122ZM145 146H146V148H145ZM256 146H257V148H256ZM121 147H120V148H121ZM163 147H164V146H163ZM163 147H162V148H163ZM177 147H178V148H177ZM251 147H252V149H251ZM122 148L124 149V147H122ZM122 148H121V149H122ZM125 148H126V147H125ZM127 148H128V146H127ZM175 148H176V149H175ZM209 148H210V149H209ZM130 149H131V152H132V149H133V148L130 147ZM130 149H127V151H129ZM195 149H197V148H195ZM211 149H213V150L211 151ZM245 149H246V148H245ZM245 149H244V150H245ZM254 149H255V150H254ZM257 149H258V150H257ZM116 150H117V149H116ZM125 150H126V149L121 150V151H125ZM207 150H208V151L210 150V151L207 152ZM259 150H260L261 152H259ZM127 151H125V152H127ZM252 151H256V152H252ZM131 152H130V151L127 152L128 156H127V154L124 153L125 155H123V156H127V158H126V157H124V158H125V159H129V157H131V155L129 156V154H131ZM199 152H198V153H199ZM119 153H121V152H119ZM142 153H143V151H142ZM247 153H249V157H248V156H247V157L249 158L248 161H250V163L248 162V164L246 163L247 161H245V158H244V155L247 154ZM251 153H255V155H253V154H251ZM121 154H123V153H121ZM121 154H120V155H121ZM143 154H144V153H143ZM150 154H151V155H150ZM153 154H154V155H153ZM158 154H159V152H158ZM174 154H175V155H174ZM182 154H184V153H182ZM182 154H181V155H182ZM196 154H197V153H196ZM240 154H242V156H241ZM118 155H119V154H118ZM147 155H148V156H147ZM173 155H174V157H173ZM211 155H213V156H212L213 158L211 157ZM238 155H240V157H242V159H240ZM250 155H251V156H250ZM166 156H167V157H166ZM220 156H221L222 158H221ZM254 156H256V157H254ZM120 157L122 158V155H121ZM162 157H165V158L162 159ZM169 157L172 158V159H170ZM175 157H176V158L178 157L179 159H178V158L176 159ZM219 157H220V158H219ZM245 157H246V156H245ZM251 157L254 159V162H257V163H258V164L256 163L257 165L254 166V162H253V160H252V162H251ZM124 158H122V159H124ZM144 158H142L141 161L145 164L146 162H144V161H147V160L144 159ZM154 158H155V157H154ZM194 158H190V160H191V159H194ZM243 158H244V159H243ZM256 158H257V159H256ZM125 159H124V160H125ZM143 159H144V161H143ZM152 159H153V158H152ZM158 159H157V160H158ZM175 159H176V160H175ZM217 159H219V160H217ZM220 159H222V161H221ZM258 159H259V160H258ZM262 159H263V160H262ZM124 160H122V161H124ZM154 160H155V159H154ZM157 160H156L155 162H158V161H159V160H158V161H157ZM163 160H164V161H163ZM205 160H206V161L208 160V161L206 162ZM239 160H241V161L239 162ZM242 160L245 161V162H242ZM260 160H262L263 162H261ZM119 161H120V160H119ZM126 161H128V160H125V162H126ZM129 161H130V160H129ZM150 161H151V160H150ZM175 161H176V162H175ZM204 161H205V162H204ZM234 161H235L236 164L233 163ZM125 162H123V163H125ZM130 162H131V161H130ZM147 162H148V161H147ZM152 162H153V161H152ZM220 162H222L224 165H223L222 163H220ZM139 163H140V162H139ZM148 163H149V162H148ZM196 163H198L199 165H196ZM214 163H215V164H214ZM231 163H232V164H231ZM251 163H252L253 165H252ZM126 164H127V163H126ZM140 164H141V163H140ZM146 164H147V163H146ZM146 164H145V165H146ZM149 164L152 165L151 162H150ZM156 164H157V163H156ZM191 164H192V163H191ZM203 164H204V165H203ZM213 164H214V165H213ZM221 164H222V165H221ZM239 164H240V165H239ZM249 164L252 165V168H251V165L249 166ZM124 165H125V164H124ZM141 165H142V164H141ZM145 165H142L144 169L147 168V167L145 168ZM154 165H155V163H153V166H154ZM184 165H185V164H184ZM212 165H213V166H212ZM234 165H239V166H241V167L236 166L237 169H234V170H237V171H239V172L234 171V170L232 169L233 172L230 173L231 170H230L229 167L232 168ZM258 165H259V166H258ZM142 166H141V167H142ZM146 166H147V165H146ZM153 166H149V165H148V167H153ZM166 166H165V169H166ZM169 166H168V167H169ZM188 166H191V167H188ZM196 166H197V167H196ZM198 166H199V167H198ZM207 166H210V167H207ZM225 166H226V167H225ZM227 166H228L229 170L226 169ZM242 166H243V169H244L245 167H250V171H247V170H248L247 168L245 169L246 171L243 170V169H242ZM244 166H245V167H244ZM262 166H263V167H262ZM110 167H111V166H110ZM120 167H121V166H120ZM123 167H124V166H123ZM123 167H121V168H123ZM156 167H157V166H156ZM159 167H160V166H159ZM170 167H169V168H170ZM206 167H207V168H212V169H209V170H210V171H209ZM260 167H261V169H260ZM111 168H112V167H111ZM138 168H139V167H138ZM143 168H141V169H142V171H141L142 173H143V171L145 172V170H144ZM153 168H154V167H153ZM157 168H158V167H157ZM161 168H162V167H161ZM169 168H167L166 171H169V172L171 173V170H170ZM186 168H187V169H186ZM191 168H192V169H191ZM234 168H235V166H234ZM239 168H241V169H239ZM254 168L256 169L255 171H254ZM150 169H152V168H150ZM158 169H159V168H158ZM183 169H184V170H183ZM188 169H189V170H188ZM202 169H203L204 171H203ZM216 169H217V170H216ZM220 169H221V170H222V169H224V170L226 169V170H225L226 172H225V171H224V172H225V174L228 173L227 175H229V177L226 176V175H223V176H222V173L224 174V172L221 171L222 173H219L218 176H220V177H218V178H221V176H222L223 179H224L225 177H228V179L231 180L232 182H231V181L229 182V180H226L227 178H225L224 180L222 179L223 181H222L221 179L217 180V179H216V176H217V175L213 176L214 174H216L215 171L219 172ZM161 170H162V169H161ZM206 170H207V171H206ZM211 170H212V171H211ZM227 170H228V172H227ZM251 170L254 171L253 174H252L253 171H251ZM139 171H140V170H139ZM155 171H156V170H155ZM163 171H164V168H163ZM163 171H162V174H163L164 172H166V171H164V172H163ZM179 171H180V172H179ZM181 171H182L183 173H182ZM186 171H187V172H186ZM257 171H258V172H257ZM259 171H260V173H259ZM158 172H159V170H158ZM169 172H168V173H169ZM189 172H190V174H188ZM209 172H210V173H209ZM212 172H215V173H214V174H211ZM235 172H236L237 174H234ZM245 172L248 173L247 175H250V174H251L252 177L254 178V180L251 181L252 177H251V179H250L249 176H247V175L245 176ZM249 172H250V173H249ZM156 173H157V172H156ZM174 173H176V174H174ZM199 173H200L202 176H201ZM202 173H203V174H202ZM205 173H206V174H205ZM238 173H239V174H238ZM160 174H161V172H160ZM181 174H182V175H181ZM184 174H185V178H183V179L185 180V183H186V182H189L190 184L187 183L188 185H193V183H194V185H193L194 187L190 188V191L187 189V190H184V192H181L182 190H179V189H177V188H179V187L181 188L182 186H183L184 188H187V187L184 186L185 183H184V182H180V180H179V177L181 176L180 178H182V176H183ZM186 174H187V175H186ZM191 174H192V176H191ZM209 174H211V175L213 176V179H214V178L216 179L215 181H219V183H217V184H220V183L222 182V184H220V185H223V184H224L223 182L226 183L225 186L223 185L224 188H222L223 186L220 187V189H221V190L219 189L220 192H217L218 190L216 191V188H214V186L219 188V185H217V184L215 185L214 183H212V185H210L211 182L209 183L208 180H207L208 185L206 186V184H204V185L202 186V182L200 181V180H202L201 178L204 179L205 177H207V178L209 179V178H210V175H209ZM231 174H232V175H231ZM262 174H263V175H262ZM199 175H200L201 177H200ZM204 175H205V177H203ZM206 175H207V176H206ZM208 175H209V176H208ZM234 175H235V176H234ZM260 175H261V176H260ZM159 176H160V175H159ZM166 176H167V175H166ZM168 176H169V175H168ZM172 176H170L169 178H171ZM175 176H176V179H178V180H176L177 182L174 181V180H175ZM187 176H188V177H187ZM190 176H191V177H190ZM193 176H194V177L196 176V177L194 178V179H196V181L193 179ZM197 176H198V177H197ZM231 176H232V177H231ZM237 176H238V179H241V178H242L240 181H241V183L243 182V183H242V188L240 187L239 189H238V187H239L238 184H239L240 186H241V184H240L239 182L234 184L235 180L237 181V179H235ZM239 176H240V177H239ZM262 176H263V177H262ZM161 177H162V176H161ZM161 177H160V178H161ZM183 177H184V176H183ZM234 177H235V178H234ZM244 177H245V178H244ZM255 177H256V178H255ZM258 177H259V178H258ZM163 178H164V176H163ZM163 178H161V179H163ZM231 178H233V180H232ZM246 178H247V179H246ZM248 178H249V180H250L251 182L248 180ZM161 179H159V180H161ZM166 179H168V181H167ZM187 179H188V180H187ZM205 179H206V178H205ZM213 179H212V177L210 178L211 181H212ZM234 179H235V180H234ZM243 179H244L245 181H244ZM260 179L263 181V183L260 182V181H261ZM163 180H164V179H163ZM163 180L159 181V182H162V183H161L162 185H164V184H163V182H164ZM225 180H226L227 182H226ZM143 181H144V180H143ZM156 181H157V178H156ZM202 181H203V180H202ZM204 181H205V180H204ZM204 181H203V183H205ZM213 181H214V180H213ZM233 181H234V182H233ZM141 182H142V181H141ZM141 182H140V183H141ZM144 182H145V181H144ZM144 182H142L141 184L144 185L145 183L149 182V186H150L149 190H151V188H152V186H153V185L151 186V180H150V181L148 180V181L145 182V183H144ZM249 182H250L251 184H249ZM140 183H139V184H140ZM168 183H169V182H168ZM176 183H177L178 187H177V186H174V185H176ZM178 183H179V184H178ZM181 183H182V184H181ZM183 183H184V184H183ZM191 183H192V184H191ZM257 183H255V186H254L255 188H256V184H257ZM141 184H140V185H141ZM153 184H154V182H153ZM157 184H158V181H157ZM161 184H160L159 186H162ZM180 184H181V185H180ZM195 184H196V185H195ZM198 184H199V183H198ZM213 184H214V185H213ZM243 184H244V186H243ZM245 184H247V185H245ZM233 185H234L235 187H234ZM249 185H250V186H249ZM251 185H252V186H251ZM141 186H142V185H141ZM141 186H140V187H141ZM186 186H187V185H186ZM205 186H206V189H208V190L204 189ZM209 186H210V187H209ZM231 186H232L233 188H232ZM246 186H247V187L249 186L250 188L248 187V189H247ZM167 187H166V189H167ZM173 187H174V189H173ZM183 187H182V188H183ZM208 187H209V188H208ZM211 187H212L213 189H212ZM257 187H258V186H257ZM259 187H260V186H259ZM141 188L143 189L144 187L142 186ZM145 188H146V187H145ZM160 188H161V187H160ZM163 188H164V186H163ZM184 188H183V189H184ZM188 188H189V186H188ZM218 188H217V189H218ZM236 188H237V189H236ZM241 189H242V190H241ZM245 189H247V190H245ZM139 190H140V189H139ZM144 190H145V189H144ZM147 190H148V189H147ZM152 190H153V189H152ZM162 190H163V189H161V192L164 193V192L167 191V194L170 195V191H169V190H166V191H164V190L162 191ZM172 190H174V191L172 192ZM178 190H179V191H178ZM195 190H196V189H194V191H195ZM197 190H198V192H199V189H197ZM202 190H201V191H202ZM205 190H206V191H205ZM211 190H210V191H211ZM226 190L234 191L235 194H236V197L233 198V199H227V198H224L223 195H224V193H225ZM239 190H241V191H239ZM244 190H245V191H244ZM249 190H250V191H249ZM140 191H141V190H140ZM145 191H146V190H145ZM168 191H169V192H168ZM192 191H191V193L193 194ZM204 191H205V192H204ZM236 191H237L238 193H237ZM242 191H243V192H247V193H245L246 195H244V193H241ZM152 192H153V191H152ZM159 192H160V191H159ZM161 192H160V193H161ZM178 192H179V194H178ZM208 192H209V191H208ZM248 192H249V193H248ZM258 192H260V194H259ZM140 193L142 194V192H140ZM150 193H151V191L149 192V194H150ZM160 193H159V194H160ZM184 193H185V195H184ZM191 193H189V195H190ZM210 193H211V192H210ZM218 193H220V194H218ZM240 193H241V194H240ZM251 193H252L253 195H252ZM143 194H144V193H143ZM146 194H147V191H146L145 195H146ZM167 194H166V196H167ZM182 194H181V195H182ZM192 194H191V197H192V198H193V196L195 197V195L192 196ZM194 194H195V193H194ZM196 194H198V193H196ZM217 194H218V195H217ZM247 194H248V195H247ZM250 194H251V195H250ZM174 195H175V194H174ZM177 195H175V196H177ZM181 195H180V196H181ZM189 195H188V196H189ZM212 195H213L215 198H214ZM238 195H240V196H238ZM141 196H142V195H141ZM148 196L151 197L150 199H154V198H155V195H154V197H152L153 194H152V195H148ZM148 196H147V197H148ZM160 196H161V195H160ZM180 196H179V197H180ZM211 196H212V197H211ZM217 196H219V197H217ZM242 196H243V197H242ZM245 196L247 197L248 200L251 199V197H252V200L248 201V200L246 199ZM248 196H249V197H248ZM255 196H256V197H255ZM142 197L144 198L145 196H142ZM163 197H164V196H163ZM163 197H161V198H163ZM167 197H168V196H167ZM172 197H173V195H172ZM181 197H182V196H181ZM254 197H255V198H254ZM143 198H140V199L142 200ZM158 198H159V197H158ZM176 198H177V197H176ZM176 198H174V199H176ZM184 198H186V197H184ZM258 198H259V197H258ZM140 199H139V200H140ZM145 199H146V198H145ZM150 199H149V202L147 201V204L150 203V204H148L149 206H150L151 204L155 203V202H154L155 200H151V201H152V203H151V202H150ZM164 199H165V197H164ZM164 199H163V200H164ZM172 199H173V198H172ZM172 199H170V201H169V205L171 206V209H168V208H167L166 211H162L163 209L160 210V211L164 214L163 216H160L162 213H161L160 211H158L159 208H162L161 206H160L159 208L156 206L157 209L154 208V210L156 209V212H157V213L160 212L161 214H155L156 212H155V211L153 212V210H152L155 204L152 205V206H150L149 210L147 211L145 207H143L142 205H140V204H141V203H140L139 206H142V207H143V210L145 209V211L142 212V211H143V210L141 209L142 207L140 208L142 214H144V213L146 214V215H145V220L148 219V218L152 215V214H150V215H148V216H149V217H148V216H147V212H148V213H152V212H153V215L149 218V219L152 220V221H151L152 223H154V219H153V218H155V216H156V218L158 217L159 219H160L161 217H166V220H167V219H168L167 216L170 215L172 212H173V213H174V212L177 213L176 210H175V211H171V210H173L175 207L177 208V205H178V207L182 206L183 203H184V205H185V201H186L185 199H184L185 201H183V202L180 201V203H182V205H180V203H178L179 200H174V201H173ZM179 199H180V198H179ZM186 199H187V200H190L191 198H186ZM208 199H209V200H208ZM210 199H211V201H210ZM213 199H214V200H213ZM253 199H254V201H253ZM255 199H256V201H255ZM147 200H148V199H147ZM159 200L161 201L162 199H159ZM167 200H169V199L167 198ZM245 200L247 201V203H246ZM164 201H165V200H164ZM172 201H173V202H172ZM176 201H178V202H176ZM191 201H193V199H192ZM191 201H190V204H191ZM157 202H158V199H157ZM166 202H167V201H166ZM166 202H165V203H166ZM175 202H176L177 205L175 204ZM186 202H187V201H186ZM201 202H202V203H201ZM213 202H214V204L216 205V207H215V206H212V205H213ZM254 202H255V203H254ZM145 203H146V201L144 200V203H142V204H143L144 206L149 207L147 204L145 205ZM158 203H159V202H158ZM161 203H162V202H161ZM161 203H160V204H161ZM171 203H172V205H171ZM173 203H174L176 206L173 205ZM199 203H200V204H199ZM211 203H212V204H211ZM253 203H254V204H253ZM167 204H168V203H167ZM187 204H188V203H187ZM187 204H186V206H187ZM210 204H211V205H210ZM161 205H162V204H161ZM163 205H164V202H163ZM179 205H180V206H179ZM246 205H247V206H246ZM139 206H138V207H139ZM167 206H168V205H167ZM167 206L165 205V207H167ZM173 206H174V207H173ZM188 206H189V205H188ZM195 206H196V208H195ZM229 206H230V207H229ZM243 206H244V207H243ZM245 206H246V208H245ZM168 207H169V206H168ZM182 207H183V206H182ZM184 207H185V206H184ZM184 207H183V208H184ZM189 207H190V206H189ZM189 207H188V208H189ZM242 207H243V209H245V210H246V209H249L248 211H250V212H248V211L246 210V211H247V213H246L245 210L242 209ZM151 208H152V209H151ZM163 208H164V207H163ZM214 208H215L216 210H214ZM220 208H221V209H220ZM230 208H232V209L234 210V212H231V211H233V210L230 211ZM137 209H138V208H137ZM180 209H181V208H180ZM185 209H186V208H185ZM202 209H203V208H201L200 210H202ZM241 209H242V210H241ZM138 210H139V209H138ZM151 210H152V211H151ZM164 210H165V209H164ZM169 210L171 211V213H170ZM200 210H199V211H200ZM208 210H209V209H208ZM219 210H220V211H219ZM227 210H229L228 213H227V212L223 213V211H227ZM146 211H147V212H146ZM149 211H151V212H149ZM168 211H169L170 214H168ZM177 211H179V210L177 209ZM182 211H184V210H182ZM187 211H188V210H185L184 212H181V213H185V214H182L183 217H184V220L189 221L188 218L185 219V218H186L185 216H187V215H188L189 217H191V216L189 215V211H190V210H189L188 212H187ZM197 211H198V210H197ZM202 211H203V210H202ZM216 211H219V212L216 213ZM239 211H240V212L242 211V212L239 214ZM164 212H165V213H164ZM186 212H187V214H186ZM193 212H194V211H193ZM195 213L197 214L196 211H195ZM198 213H199V215H200V216L198 215V219L202 218V217H203V216H201L202 213H201V214H200V212H198ZM222 213H223L224 215H223ZM231 213H233V215H234V213H235V214H238V215H236L235 217L233 216V218L231 217V218H232L231 220H227V221L223 222L224 219H227V218L229 217V214H230V216H232ZM243 213H244V214H243ZM245 213H246L249 217H245V216H247V215H245ZM140 214H141V213L139 212V215H140ZM165 214H168V215L165 216ZM178 214H179V213H178ZM178 214H177V215H178ZM196 214H192V215H194V217L192 216L191 219L195 218V215H196ZM219 214L223 215V217H222L221 215L219 216ZM227 214H228V215H227ZM241 214H242V216H241ZM158 215H159L160 217H159ZM182 215H181L180 217L177 216V218H180V219H181ZM217 215H218V217H217ZM253 215H254V216H253ZM146 216H147V217H146ZM206 216H204V217H206ZM227 216H228V217H227ZM250 216H251L252 218H254V219H252ZM261 216H262V217H261ZM141 217H142V216H141ZM141 217L139 216V218H141ZM152 217H153V218H152ZM169 217H170L169 219L171 220V226L174 227V228L177 227L179 224H181V226H182L181 230H183V229H184V228H183V227H184V224L190 223V222H186V223H185L184 220H181L180 223H178V222H179L178 219H177L178 222H175L176 220H175V221H172V219H171V218H172L171 215H170ZM173 217H174V216H173ZM199 217H200V218H199ZM213 217H214V218H213ZM215 217H216L217 219H219V220H217ZM221 217H222L223 221L220 222V220H222V219H220ZM226 217H227V218H226ZM240 217H241V218H240ZM255 217H256V218H255ZM260 217H261V218H260ZM142 218L144 219V217H142ZM142 218H141V219H142ZM156 218H155V219H156ZM174 218H175V217H174ZM207 218H208V217H207ZM235 218H236V219H235ZM244 218H246V219H245V220H242V221H243V223H242V222H241V219H244ZM250 218H251V219H250ZM149 219L146 220V221L148 222ZM163 219H164V218H163ZM169 219H168L167 221H169ZM198 219H197V221H199ZM208 219H209V218H208ZM213 219L216 220V221H213ZM229 219H230V218H229ZM248 219H249V220H248ZM260 219H261V220H260ZM46 220H47V219H46ZM46 220H45V223L47 224L48 222H47ZM157 220H158V219H157ZM166 220L164 219V221H166ZM204 220H205V219H203V220H201V221H204ZM233 220H234V223H235V224L233 223ZM236 220H237V221H236ZM250 220H252V221H250ZM254 220H255V221H254ZM259 220H260L261 222H260ZM164 221H163V222H164ZM167 221H166V222H167ZM235 221H236V222H235ZM238 221L241 222V223H239ZM244 221H245V222H244ZM246 221H248V222H246ZM253 221L256 222V223L259 222L260 224L253 225V224H256V223H254ZM147 222H146V223H147ZM149 222H150V221H149ZM183 222H184V223H183ZM192 222H193V221H192ZM222 222H223V223H222ZM252 222H253V224H251ZM155 223H158V222L155 221ZM155 223H154V224H155ZM161 223H162V222H161ZM161 223H160V226L162 225ZM164 223H165V222H164ZM168 223H169V222H168ZM168 223H167V224L165 223V224L167 225V229H165L164 232H170V230L168 231V228H170V226H169L170 224L168 225ZM172 223H174V225H175V223H176V225H177V224H178V225H177V226H173ZM205 223H207V222L205 221ZM238 223H239V224H238ZM245 223H246V224H245ZM262 223H263V224H262ZM154 224H153V225H154ZM48 225H49V224H48ZM48 225H47V226H48ZM148 225L150 226V224H148ZM228 225H229V226H228ZM246 225H247V226H250V225L255 226V228L252 227V229L254 228L253 231H251L252 229H250V227L248 228V229H250V233H252L251 235L248 234L249 231L246 230V229H247V226H246ZM258 225H259L261 228H263V229L261 230L260 227H257ZM261 225H262V226H261ZM43 226H46V225L44 224ZM49 226H50V225H49ZM49 226H48V227H49ZM158 226H159V223H158ZM158 226H156V228L159 230ZM160 226H159V227H160ZM179 226H180V225H179ZM195 226H198V225H195ZM233 226H234V227H233ZM242 226H243V227L246 226V229H244ZM150 227H152V229H153L154 226L151 225ZM150 227H149V228H150ZM161 227H162V226H161ZM163 227H164V225H163ZM210 227H208V230H209ZM213 227H214V228H213ZM215 227H216V228H215ZM238 227H239V228H238ZM44 228H47V227H44ZM129 228L132 229L131 226H129ZM129 228H128V230L126 231V232H127V235H124V236L119 235V236H122V237H120V238H118V237H119V236H117L118 234L115 235L114 231H112V234H111V232H109V234H111L110 237H109V235H108V236L106 235V234H108V233H106V232L104 233L105 236L102 234L100 239H99V237H98V239H99V240H102V241L99 242V241L97 240L96 244L98 243V247H99L100 249H101V247L103 246L102 250H100L99 252L102 253L101 251H103L105 245L110 246V245H111V242H112V246L114 247V249H115V251L117 252L118 255L126 254L127 251H128V252H129V251L131 252L132 250H133V251L139 250V251H141V253L143 254V257H144L145 259H148L149 257L152 256L153 259L156 260V259H157L156 256L159 254L158 252H160L161 249H160V250H157V248H156V249L154 250V247L149 243L146 234H145L144 231H142L141 229H139V230H133V229H132V231L130 230V232L128 233ZM154 228H155V227H154ZM156 228H155V229H156ZM174 228H173V231H174ZM205 228H207V227H205ZM217 228H218V229L221 228V229L218 230ZM231 228H232V229H231ZM235 228H236V229H235ZM240 228H241L242 231H245V230H246L247 233H246V231L243 233V232L240 230ZM259 228H260V230H261V233L263 232L262 234L260 233ZM150 229H151V228H150ZM157 229H156V230H157ZM160 229H161V228H160ZM185 229H184V230H185ZM191 229H190V230H191ZM223 229H224L225 231H224ZM243 229H244V230H243ZM257 229H258V230H257ZM45 230H47V229H45ZM166 230H167V231H166ZM171 230H172V228H171ZM176 230H180V227H178V229H176ZM181 230H180V232H178V233H181V232L184 231V230H183V231H181ZM190 230H188L187 232H190ZM215 230H216V232L219 231L220 233H222V232H224V233H223V234H220L219 232L216 233ZM221 230H222V231H221ZM236 230H237L238 232H237ZM255 230H256V231H255ZM123 231H124L123 233L126 234V233H125V230H123ZM161 231H162V230H161ZM173 231H172V232H173ZM185 231H186V230H185ZM194 231L192 232V234L195 233ZM201 231H200V232H201ZM257 231H258L260 234H259ZM154 232H155V236H157V235L160 233V231H159V233L156 234L157 232H156L155 230L153 231V233H154ZM162 232H163V231H162ZM162 232H161V233H162ZM164 232H163V233H164ZM209 232H210V231H209ZM225 232L229 233V235H231V236H227L228 234H226ZM240 232H241V233H240ZM253 232H254V233H253ZM256 232H257V234L262 235V236H261L262 238H261L259 235H257V236L255 235L256 238L253 239V237H255V236H253V234H255ZM113 233H114V234H113ZM118 233L120 234V233H122V231H121V232H118ZM170 233H171V232H170ZM173 233H175V231H174ZM176 233H177V232H176ZM178 233H177V234H178ZM205 233H207V232H205ZM239 233H240V234H239ZM165 234H166V233H165ZM165 234H163V235H165ZM168 234H169V233H168ZM171 234H172V233H171ZM171 234H170V236H171ZM177 234H175V236H177ZM181 234H182V233H181ZM217 234H218L219 236L221 235L222 237H221V236L219 237ZM242 234H243L244 237L247 236L248 239H247V238L244 239V237L242 238V236H241ZM244 234H245V235H244ZM114 235L117 236V238H116L115 240H112V241H111L110 239L113 238L112 236H114ZM161 235H162V234H161ZM173 235H174V234H173ZM178 235H180V234H178ZM186 235L188 236V233H187ZM186 235H185V236H186ZM213 235H214V236L216 235V237H214ZM224 235H226V236H224ZM236 235H237V239H238V240H239V239H240V240L244 239V242H243V240H242V247H243V245H244V246L246 245V246H248V247H249V245H250V249H248V247L245 246L246 249H242V250H243V251H242V250L240 249V247H241V245H240L241 242H240V241H237V239H236ZM106 236H107V237H106ZM168 236H169V235H168ZM175 236H174V237H175ZM187 236H186V237H187ZM205 236H207V235L205 234ZM212 236H213L214 238H212ZM103 237H104V239H105V238L107 239V240L105 239L106 242L103 241V240H104ZM108 237H109L110 239H109ZM136 237H138V242H135V241H134ZM157 237H159V238L157 239V242H158V245H159V244H160V241H161L160 239H161L162 237H161V238H160V236H157ZM166 237H167V234H166ZM166 237L164 236L165 239H168V237H167V238H166ZM171 237H173V236H171ZM179 237H184V234H183V236H179ZM189 237H191V235H189ZM218 237H219V238H218ZM228 237H229V238H228ZM240 237H241V238H240ZM196 238H199L198 240H200L201 242H200V241H197ZM217 238H218V239H217ZM221 238H222V240H221ZM226 238H227V240H225ZM232 238H233V239L235 238L236 241H235V239L233 240ZM260 238H261L262 240H261ZM171 239H172V238H171ZM188 239H189V238H188ZM195 239H196V240H195ZM215 239H216V240H215ZM229 239H230V240H229ZM231 239H232V240H231ZM251 239H252V240H251ZM257 239H258V241H257ZM109 240H110V241H109ZM159 240H160V241H159ZM169 240H170V239H168V241H169ZM176 240H177V239L174 240V238H173V241H175L176 244L179 245V248H180V246H181V247L183 246V248H184V247H187V246H184V245L187 244V243H184V239H183V242H181V241H182V238H181V239H180L181 241L179 240L180 243H179L178 241H176ZM190 240H191V238H190ZM205 240H206V242L203 243V241H205ZM207 240H208V241H207ZM209 240H210L211 242H213V243L210 244L211 242H210ZM228 240H229V242H231V243L234 241V242L232 243L233 245H230L231 247L235 245V247H233V248L237 249V248L239 247V249H237V250L234 249V250H232V251L230 250L231 252H226V251L230 248V246L228 245V244H230V243L228 242ZM247 240H248V241L250 240V241H249L250 243H249ZM164 241H165V240H164ZM173 241H172V242H173ZM187 241H188V240H187ZM216 241H217V242H216ZM220 241H221V243H220ZM261 241H262V242H261ZM170 242H171V241H170ZM175 242H174V243H175ZM177 242H178V243H177ZM185 242H186V241H185ZM199 242H200V243H199ZM223 242H225V245L223 244ZM227 242H228V244H226ZM239 242H240V243H239ZM252 242H256V243L253 244ZM258 242H260V243H258ZM99 243H102V245L100 244V245H101V246H100ZM103 243H104V244H103ZM105 243H107V244H105ZM162 243L165 244V242H162ZM182 243H184V245H181ZM190 243H191V246H192V245H193L192 242H190ZM190 243H189V244H190ZM197 243H198V244H197ZM202 243H203V245H202ZM208 243H209L210 245H209ZM251 243H252V244H251ZM109 244H110V245H109ZM172 244H173V243H171V245H172ZM204 244H206V245L204 246ZM214 244H215V245H214ZM222 244H223L224 246H221ZM256 244H257V245H258V244L261 245V247H258L259 245H258L257 247L255 246L256 249L254 248V249H255V250H254V249H253V246L256 245ZM160 245H161V244H160ZM160 245H159V246H160ZM187 245H188V244H187ZM200 245H201V247H200ZM226 245L228 246V248L225 247ZM238 245H239V246H238ZM162 246H163V245H162ZM166 246H167V245H166ZM169 246H170V245H169ZM189 246H190V245H189ZM211 246H212V247L214 246V247L212 248ZM219 246H220V249H219ZM175 247H174V248H175ZM194 247H196V246H194ZM204 247H205V248H204ZM236 247H237V248H236ZM242 247H241V248H242ZM105 248H106V247H105ZM109 248H110V247L106 248L107 250L104 249L105 253H104V254L102 253L101 255H102V256L104 255L103 258L106 257L105 259H107V260H108L109 258H110L109 260H113L115 257H113V254H112V252H111V249H109ZM130 248H131V249H130ZM137 248H138V249H137ZM160 248H162V247L160 246ZM163 248H164V246H163ZM196 248H197V247H196ZM206 248H207V249H206ZM209 248H210V249H209ZM215 248H216L217 251L215 250ZM226 248H227V249H226ZM108 249H109V250H108ZM158 249H159V248H158ZM194 249H195V248H194ZM194 249H193V246H192L191 248H189V250H194ZM212 249H214L215 251H213ZM223 249H224V250H223ZM230 249H232V248H230ZM251 249H253V250H251ZM165 250H166V248H165ZM169 250H170V249H169ZM207 250H208V252H207ZM211 250H212V251H211ZM222 250H223V251H222ZM104 251H103V252H104ZM106 251H107L108 253H107ZM218 251H219L220 253H219ZM228 251H229V250H228ZM233 251H236V253L239 254V255H237V254L234 253ZM244 251H245V252H244ZM258 251H259V250H258ZM263 251H264V250H263ZM263 251H261L262 254L264 253ZM162 252H163V251H162ZM162 252H161V254H162ZM176 252H177L178 254H177ZM200 252H201V254H200ZM206 252H207V253H206ZM210 252H211L212 254H211ZM222 252H223V253H222ZM247 252H248V253H247ZM251 252H250V253H251ZM191 253L194 254L193 251H191ZM208 253H210V254H208ZM228 253H229V254H228ZM252 253H251V254H252ZM204 254H206V255H204ZM218 254H220V255L218 256ZM223 254H224V255H223ZM226 254H227V255H226ZM230 254H232V255H230ZM241 254H242V255H241ZM245 254H247V256L250 258V260H248V261L251 262V263H249V262L247 263L246 260H247L248 257H247V258H244ZM258 254H259V252H258ZM109 255H110V256H109ZM155 255H156V256H155ZM207 255H208V256H207ZM210 255H212V259L209 258ZM215 255H216V256H215ZM254 255H255V253L252 254V257H253ZM256 255H257V254H256ZM260 255H261V254H260ZM263 255H264V254H263ZM263 255H261V256H263ZM160 256H161V255H160ZM191 256H192V255H191ZM217 256H218V257H217ZM237 256H238V258H237ZM239 256H241V258H240ZM261 256H260V257H261ZM108 257H109V258H108ZM111 257H113V258H111ZM242 257H243V259H242ZM245 257H246V256H245ZM255 257H256V256H255ZM213 258H214V259H213ZM223 258H224V259H223ZM225 258H226V260H225ZM229 258H230L231 260H230ZM261 258L264 259V256L261 257ZM261 258L258 259L259 261L257 260L258 262L255 261V264H261V263H260V261H262ZM149 259H151V258H149ZM149 259H148V260H149ZM160 259H161V257H160ZM160 259H157V260H158V263H156L155 261H153V264H154V263H155V264H159V263H160V262H159ZM174 259H175V260H174ZM195 259H196V260L199 259V260L196 261ZM208 259H210L209 262H208ZM240 259H242V260H240ZM188 260H187V262H188L187 264H190ZM192 260H193V261H192ZM235 260H236V261H235ZM237 260H239V262H238ZM151 261H152V260H151ZM219 261H220V262H219ZM230 261H231V263H230ZM149 262H150V261H149ZM175 262H173V263H175ZM183 262H184V263H183ZM207 262H208V263H207ZM256 262H257V263H256ZM263 262H264V260L262 261V263H263ZM150 263H151V262H150ZM176 263H175V264H176ZM194 263H193V264H194ZM200 263H199V264H200ZM161 264H162V263H161Z\"/></svg>",
    "mask_w": 264,
    "mask_h": 264
},
{
    "label": "crops",
    "instance_id": "0c3cea01",
    "mask_svg": "<svg viewBox=\"0 0 264 264\" xmlns=\"http://www.w3.org/2000/svg\"><path fill=\"white\" fill-rule=\"evenodd\" d=\"M258 61L264 67V49L259 54ZM219 92L220 89L215 82L212 81V85L206 84L204 90L196 95V97L193 99V105L195 108L193 110V114L197 118H202L204 115V108L210 103L211 99L213 103V101L219 96ZM246 138L247 137H244V135H240L238 133H228L218 143L217 147L215 148V152L217 155H221L223 157L224 162H230L232 161L233 156L236 155V152H239L241 149L242 151L245 149H243V147H246ZM261 193L262 194L259 196L255 207L258 213L264 211V191ZM223 197L227 199H233L236 197V194L234 191L226 190ZM134 241L138 242V237H136Z\"/></svg>",
    "mask_w": 264,
    "mask_h": 264
}]
</instances>
